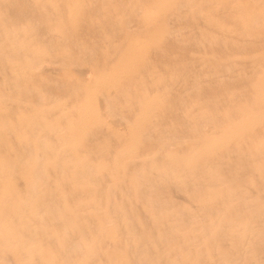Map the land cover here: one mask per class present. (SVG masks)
I'll return each instance as SVG.
<instances>
[{
	"label": "rangeland",
	"instance_id": "obj_1",
	"mask_svg": "<svg viewBox=\"0 0 264 264\" xmlns=\"http://www.w3.org/2000/svg\"><path fill=\"white\" fill-rule=\"evenodd\" d=\"M8 1L10 2V4H8L9 3ZM85 1L84 0H60V1H57V0H55V1H53V0H44V1L43 0H31V1L30 0H28V1L27 0H11V1L10 0H0V72H2V71L4 72V73L2 72L4 74V76H3V74L0 75V79H1L0 80V94L2 95V96L0 95L1 96L0 97V106H2V108H0V119H3V120H0L1 121L0 126L2 125V127H0V140H1V142H0L1 143L0 144V146H1L0 147L1 148L0 149V164H2V166L1 165L0 166L3 169L5 167L4 171L0 167V169L2 170V171L0 170V174H1L0 176L2 177V175H3V178H5L6 175L8 176V174H9V176H11V178H8L9 176L7 177L8 179L5 178L6 180L5 179L3 180V178L0 177V186L2 187L5 183L6 184L4 186H6V185L8 186V187L6 186L5 188L3 186V189H5V191L3 189H1V187H0V189H1L0 190V203L2 202L1 204H2V206H4L1 209V204H0V212H1L0 214L3 213L4 208H6L5 211L6 210L7 211H10L9 213L5 214L7 217L9 216V214L12 211L14 212V213L13 212L11 213V214H13L12 217H9L8 219H7V217H5V219H7V220H5V224L4 225H2V223H0V228L2 229V230L0 229V231H1L0 232V235H1L0 238L3 235V239H0V244L2 245V246L0 245V247H1L0 253H1L2 249L5 250L6 253L8 252L6 254V253H4L5 251H2V253L0 254L1 255L0 257L3 258V257H7L8 254L10 255V252H9L10 251L9 248H10L12 250V253L11 254H13V252H14V254L12 255L13 258H12V256H9V255H8V259L5 258L6 260H4V258L3 259L0 258V260H1L0 261V264H1L2 261H3L2 264H5L6 262L8 264H9V262L11 264H19V262H20V264H25V263L26 264H41V263L43 264L45 260H47V259H49L51 257L53 258V262L51 264H62V263H64V264H71L73 262H74V264H77V263L78 264H81L82 258H85V259H83L82 264H89V262H91V261L93 263H95V264H102V263L105 264V261H106V264H122V261H123V264H128L130 261H131L130 264H133V263L134 264H136V263L137 264H148V263L149 264H164V263L167 264L168 263L167 262L168 260L170 261L168 264H186V262L188 264H207V263L208 264L209 263L210 264H222V263L223 264H226V263L227 264H230V263H232V264H238V261L241 262L242 264H245L244 261L246 262L247 259H248L247 260L248 262H246V264L247 263L248 264H250V263L251 264H264V262H263L264 261V258H263L264 257L263 256L264 255V237H263L264 236V231H263V229H264V202H263L264 201V146H263L264 145V139L263 138L264 137H262L264 135V131H263L264 130V128H263L264 127V108H263L264 107V68H263L264 67V65H263L264 64V42H261L263 40V38H264V29H263L264 27H262V26H264V15H262V13L264 14V9H263V7H264V0H260V1L259 0H254V1L253 0H250V1L247 0V2L244 1V0H233L234 2L232 0H230V3L228 2L229 0H225V2L222 1L220 3H219V1H221V0H216L218 2V4H217V2H215V0H209V1L207 0V2H206V0H203V2H201V4L199 2L200 0H195L197 3H195L194 0H192V2H191V0L190 1H188V0H180V1L179 0H143V2L145 1V4L142 2V0H106V1L105 0H95V1L94 0H90V1L89 0H85ZM204 1L207 4L204 3ZM212 1H213V3H212ZM241 1H242V3H241ZM37 3H38L39 6H41V4H42V6L41 7L36 6ZM95 3L98 4V5H96ZM177 3H179V4H177ZM181 3H182V5H180ZM188 3L190 5H188ZM208 3H211V5L208 4ZM225 3L228 4V5H226ZM6 4H8L9 6L6 5ZM28 4H29L30 7L28 6ZM31 4L32 5H35L36 7L35 6L33 7ZM74 4H75V6H74ZM82 4H83V6H82ZM85 4H86V7H85ZM212 4H214V7H211V6H213ZM224 4L226 5V9H225L224 6H223L224 9H223V7H221ZM232 4L233 5L235 4V5L233 6ZM48 5L49 6H52V7H49ZM177 5H179L180 10L183 9V10H181L182 11L181 13H180V10H179V8H178ZM185 5H187L186 8H185ZM215 5L218 6V7H216ZM66 6H67V8H66ZM126 6H127V8H130V10L128 9V11H127ZM237 6H239L240 9L242 10L241 13L239 12V9H236V8H238ZM245 6H246V8H245ZM247 6H249L250 9ZM47 7H49V8H47ZM102 7H103V9H102ZM106 7H107V9H106ZM219 7H221V8H219ZM227 7H229V8H227ZM233 7H234V9H233ZM255 7H256V9H255ZM108 8H110V9H108ZM195 8H197L198 10L195 9ZM215 8H217V9H215ZM252 8H253V10H252ZM35 9H37V10L35 11ZM48 9H51V10L49 11ZM105 9L107 10V12H106ZM208 9H209V11H207ZM227 9H229V10H227ZM246 9L249 12L251 11L250 14H248L249 12L248 13L246 12ZM69 10H70V13H69ZM178 10H179V12H178ZM213 10H214V12H213ZM233 10H235V11H233ZM66 11H67V13H66ZM82 11L84 13H86V15H84V13ZM173 11H174V13H172ZM187 11H188V13H187ZM237 11H238V13H237ZM244 11H245V13H244ZM53 12L56 14V16H55V14ZM200 12H201L202 15L200 14ZM235 12L238 15V16L236 15L237 17L235 16V14H236ZM253 12H254V15H253ZM64 13H66V14H64ZM132 13H133V15H132ZM204 13H205V15H204ZM209 13H212V14L210 15ZM219 13H220L221 17L219 15ZM227 13L230 14V15L226 16L225 14H227ZM255 13H256V15H255ZM57 14H60V16L63 17V18H60V16H58ZM113 14H114V16L116 18L114 16H112ZM124 14L125 15L127 14V15L124 16ZM215 14H217V15H215ZM241 14L243 16L245 14H247V15H245L244 18H243V16ZM251 14H252V16H250ZM64 15H66V16H64ZM107 15H108V17H107ZM179 15H181V17H184V18L181 19V17H179ZM193 15H195V16H193ZM224 15L226 16L227 19L225 18ZM239 15H240V19H239ZM248 15L250 17V20L248 18ZM259 15H262V16H259ZM53 16H55V17L52 18ZM109 16H110V18H109ZM189 16H190V18H189ZM200 16L202 18H200ZM217 16H218V18H217ZM230 16H231V18L229 19ZM255 16H259L258 17L259 19L256 18ZM164 17L166 18V20H165ZM191 17L194 20V22L191 19ZM203 17H204V19H206V17H207L206 20L208 22L206 20H204ZM80 18H81V20H80ZM112 18H114L116 22L114 20L112 21ZM127 18H128V20H127ZM187 18H188V20L190 19L189 20L190 22L187 21ZM219 18H220V20H219ZM235 18H237V19L235 20ZM106 19H108V23H107ZM143 19H144V21H143ZM184 19H186V20L184 21ZM199 19H201L200 21H202V23L205 22L204 23V24H206L205 25V29L207 30V33L208 34L206 33L203 24L201 22H199ZM260 19H262V20H260ZM59 20L61 22H59ZM83 20H84V22H83ZM126 20H127V22H126ZM179 20H180V22L183 21L184 24L182 23V25H181V23L179 22ZM211 20H213V22ZM215 20H216V22H215ZM242 20L245 21L246 26H245V24H243L244 21H242ZM191 21H192V23H191ZM49 22H50V24H49ZM90 22H91V24H90ZM101 22H104L105 24L104 23H101ZM198 22H199L200 26H196V25H199V24H195V23H198ZM94 23H97V25L98 24H100V25L97 26ZM115 23L117 24V26L119 24V26L117 27ZM216 23L219 25V26L217 25V28H216V26L213 25V24L216 25ZM258 23H260V24H258ZM66 24H68V25L66 26ZM103 24L106 27L108 26L107 29L105 28V26ZM127 24H128V26H127ZM191 24L193 25V27H192ZM252 24H253V26H252ZM92 25L94 27H98V28H94ZM194 25H195L196 28H198L202 32L199 31L198 29H197L198 33H197V31L195 32ZM22 26H24V27H22ZM125 26L127 28H125ZM239 26L241 28L240 30L237 29V28H239ZM241 26H243V27H241ZM70 27H71V29H70ZM83 27H85L86 29L84 28V30H83ZM140 27H142V28H140ZM206 27H208L210 29V31ZM210 27H213L214 29L213 28L211 29ZM65 28L67 29V31L65 30ZM87 28H88V30H87ZM109 28L110 29H114V30L116 29V31H113L112 30L110 32V29ZM257 28H259V29H257ZM108 29H109V31H108ZM217 29L220 30V32L219 31L214 32ZM228 29L229 30L231 29V30L229 31ZM235 29H236L237 32H235ZM227 30L229 31L230 37L232 35V37H234V39H232V37L230 38L227 35L228 34V31ZM50 31H51V33H50ZM101 31L103 33H101ZM180 31H182V32H180ZM211 31H213L215 34H217L216 37H212V36H215V35H212L213 32H211ZM231 31L232 32H235V36H234V33H232ZM239 31H241V33H239ZM242 31H244V32H242ZM69 32H72V33H69ZM88 32L90 33V35H88L89 34ZM109 32H110V35H109ZM172 32H175V35ZM187 32L190 33V34L189 33L188 34L191 37H189V35H187ZM204 32H205V34H203ZM210 32H211V35L212 36H210ZM96 33H98V34H96ZM105 33L107 35H105ZM118 33L120 34V36L118 35ZM131 33H133V34H131ZM199 33H201L203 35H201V34L199 35ZM221 33H222L223 36L221 35ZM225 33H226V35L224 36ZM2 34H3V36H2ZM80 34L82 35V37H81ZM114 34H115V36H114ZM52 35L54 36V38H53ZM95 35H97V36L95 37ZM198 35H199V37H198ZM205 35H208L210 37H208V39L206 40L207 36H205ZM237 35L242 36L243 37L242 38L243 41L240 40L241 37L239 36L240 37L239 38ZM244 35H245L246 38L244 37ZM254 35H256V36L258 35L257 36L258 38L256 36H254ZM49 36H51V37H49ZM108 36H110V37H108ZM121 36H123V37H121ZM151 36H153V37H151ZM178 36H181V38H179L181 40L180 42L178 40ZM201 36H203V37H201ZM218 36L222 39V40L221 39L220 40L223 41L224 43L223 42H220ZM226 36H227V38H226ZM85 37H86V39H85ZM119 37H121V38H119ZM182 37H185V38H182ZM200 37L202 38V40H201ZM223 37H225V38H223ZM255 37L257 39H260L262 37V40H258V41H260V42H258ZM63 38H64V40H63ZM94 38H95V40H97L98 44L94 40ZM99 38H101V40ZM112 38H113V40H112ZM196 38H198V40H196ZM199 38H200V40H199ZM203 38H204V41L205 42L203 41ZM210 38H212L213 40L215 39V42L212 41V40H210ZM216 38L219 41L216 40ZM50 39L52 40V42L50 41ZM80 39L82 41H80ZM225 39H227V42L230 43V44H228V46H226L227 42H225ZM237 39L240 40V41L238 42ZM252 39L254 40L255 44L252 42ZM139 40H141V41H139ZM209 40H210V42H207ZM230 40H231V42H230ZM244 40H246V41H244ZM88 41H89V43H88ZM102 41H103V43H102ZM142 41H143V43H142ZM200 41L201 42L203 41L202 43L204 45ZM216 41L218 43H216ZM78 42L79 43L81 42V44H80L81 47L78 45L79 44ZM85 42L88 43V44H85ZM182 42H183V44H182ZM212 42H214L213 43L214 45L211 44ZM233 42H234L235 45L233 44ZM136 43H138L139 47H137L138 45ZM219 43H220V45L223 43V45L221 47L220 46L218 47ZM236 43L239 44V45H237ZM240 43H242V44H240ZM248 43H249V46H250V48H251L252 51H250V48L247 47L248 46ZM71 44H72V46H71ZM74 44H76V46ZM118 44H119V46H118ZM195 45H197L196 46L197 48H195ZM240 45H242L243 47L242 46L240 47ZM151 46H152V48H151ZM177 46H178V48H177ZM181 46L182 47L184 46L183 47L184 50H183V48ZM199 46L201 47V49L199 48ZM223 46H224V48H226V47H229V49L231 48L230 50L233 49L232 48V46H233V47H235L233 49V51L234 52L237 51V53L231 52L228 48H226L224 50ZM236 46L237 47L239 46L238 49H237ZM262 46H263V48H262ZM69 47H70V49H69ZM156 47L158 49H156ZM206 47H208V48H206ZM209 47H212V48H209ZM213 47H215V48H213ZM258 47H259V49L261 47L262 50H259V49L256 50ZM94 48H96V49H94ZM153 48H155L154 51H151ZM246 48H249V49H246ZM118 49H120V50H118ZM219 49L223 53L219 52ZM239 49H241L242 52H240ZM244 49L247 50V54L244 53V52H246ZM57 50H59V52ZM76 50H77L78 54H77ZM99 50H100L101 53L99 52ZM121 50H122V52H121ZM160 50L161 51H165V52H162L161 53L165 57L159 53V52H161ZM189 50H190L191 53L188 52ZM192 50H193V52H192ZM210 50H211L212 53L210 52ZM217 50H218V52H217ZM102 51H103V53H102ZM115 51H117V52H115ZM203 51L205 52V54H204ZM154 52H155V54H154ZM156 52H158V54ZM229 52L231 53V55H230ZM238 52L240 54H243L244 53L243 56L245 55V57L243 58V56H241L240 54H238ZM252 52H254L253 55L255 57H253ZM35 53H36V55H35ZM69 53H70L71 56L68 55ZM151 53L154 54L155 56L152 55ZM174 53H176V54H174ZM187 53L188 54L190 53V54L188 55ZM225 53H228V54H225ZM258 53H261V54H259L261 56H256V54L258 55ZM64 54H67V55L64 56ZM99 54H100V56H99ZM221 54L222 55L224 54L223 55L224 57ZM249 54L251 56H249ZM58 55H59V57H58ZM87 55H88V58L86 57ZM227 55H228V57H226ZM11 56H12V58H11ZM62 56H63V58H62ZM97 56L100 59H97L96 58ZM152 56H154V58H152ZM188 56H190V59L191 60H189V57ZM65 57H67V59ZM250 57H252V58H250ZM95 58H96L97 61L94 60ZM146 58L148 60H150V61L153 60V59H155V58H157V59H155V60H153L151 62H147V59ZM175 58H176V60H175ZM200 58L202 59V62H201V59ZM219 58L220 59L222 58L221 60L222 61L224 60V62L220 61ZM231 58L232 59L234 58V59L232 60ZM245 58H247L246 60H248L249 58L250 59L246 62ZM169 59H172V60H169ZM228 59H230V61ZM242 59H244V60H242ZM18 60H20V61H18ZM28 60L30 62V65H29ZM118 60H119V62H118ZM214 60H216V62ZM113 61H114V63H112ZM167 61H168V63H167ZM227 61H229V62H227ZM240 61H242V62H240ZM43 62L44 63L46 62V63H48L47 65L50 64L51 66L49 65L50 66L49 67V66L46 65L44 67V69H42L43 66L46 64L45 63L43 65ZM165 62L168 65H166ZM170 62H171V64H170ZM174 62L176 63V65H175ZM194 62H196V63H194ZM94 63H95V65H93ZM148 63L149 64L152 63V64H155V65L153 66V65L150 64V68H148L147 71H146V68L149 66ZM163 63L165 65H163ZM207 63H208V65H207ZM235 64L237 66L236 67L237 69L235 68ZM257 64L260 65V66L258 67ZM171 65H173V66L175 65V66L174 67H171ZM217 65H220V66H217ZM243 65L246 66V68ZM33 66H35V67H33ZM67 66H68V68L69 67L70 68L67 69ZM155 66H156V69L154 70ZM201 66H203V67H201ZM215 66H217L219 68H217ZM240 66H241V68H240ZM60 67H62L61 70L63 72L60 70ZM100 67H102V68H100ZM162 67L164 68V70H163ZM179 67H181V68H179ZM192 67H193V69H192ZM243 67L245 68L246 71H244V68ZM34 68L37 69L38 71H36ZM49 68L55 69L58 72H56L55 70H52L51 71V69L49 70ZM71 68H73V69H71ZM74 68L77 69L76 72H73V71H75ZM160 68H162V69H160ZM202 68L203 69L206 68V69H204L205 71L202 70ZM212 68H214V69H212ZM220 68H222V69H220ZM249 68L252 69V71H249ZM1 69H2V71H1ZM19 69H21V71ZM150 69L152 71H150ZM220 70L221 71L223 70V71L221 72ZM235 70H236V72H235ZM6 71H8V73H6ZM94 71H95V74L93 73ZM155 71H156V73H155ZM185 71H187V72H185ZM208 71H210V72H208ZM41 72H44V73H41ZM84 72H86V73H84ZM107 72H109V73H107ZM144 72L145 73L147 72L148 74L147 73L145 74ZM149 72L150 73L153 72V74L151 73L149 75ZM234 72L236 73V75H235ZM244 72L245 73L248 72L247 74H250V76H252V77L249 78L250 76L249 75H245ZM74 73L75 74L77 73V75H75ZM87 73H88V76H85V75H87ZM103 73H104V75H103ZM144 74H145V76H144ZM91 75H92V77H91ZM179 75H181V76H179ZM218 75H219V77H218ZM49 76H51V77L53 76V77L51 78ZM84 76H85V78H84ZM140 76H141V78H138ZM237 76H238V78H237ZM6 77H7V79H6ZM110 77H111L112 80L110 79ZM150 77H151V80L149 79ZM166 77H168V78L166 79ZM227 77H228V79H227ZM97 78H99V79L96 80ZM102 78H103V80H102ZM219 78L222 79V81H223L224 84H222V82H221V80ZM258 78H261V79H258ZM89 79H91V80H89ZM92 79H93V82H92ZM141 79H142V82H141ZM46 80H48V81H46ZM133 80L136 83L132 82ZM172 80H174V81L172 82ZM233 80L235 82H233ZM7 81H8V83H7ZM70 81L73 82V83H71ZM86 81L87 82L90 81V82H88L89 84ZM107 81H109V82H107ZM128 81H130L129 82L130 84L132 83L135 86L131 84V89H130V86H129L130 84H128ZM199 81H201V82H199ZM205 81H206V83H205ZM237 81H241L243 84L241 85V82H237ZM258 81L259 82L261 81V82L259 83ZM148 82H149V84H148ZM167 82L168 83L170 82L171 84L169 83V85H168ZM227 82L229 83V85H228ZM5 83L7 85H5ZM64 83H65V87L63 86ZM81 83H82V85H81ZM226 83H227V86H226ZM233 83L235 85L236 84H238V85L235 86ZM2 84L5 85V87L6 86L7 87L5 88ZM90 84H91V86L89 87ZM92 84L94 85L93 86L94 88L92 87ZM190 84H192V85L190 86ZM260 84H262V85H260ZM60 85H62V86H60ZM115 85H117V86H115ZM193 85L195 86V88H194ZM230 85H232V88H231ZM10 86H11V88H10ZM149 86L153 90H151L149 88ZM62 87H64V89H62ZM135 87H137V88H135ZM222 87H224V88H222ZM227 87L229 89H227ZM29 88H31V89H29ZM141 88H143V90ZM177 88H179V89L177 90ZM196 88H197V91L198 92L195 90ZM199 88H200V90H199ZM7 89H8V91H5ZM112 89H114V90H112ZM147 89H149L150 91L147 90ZM187 89L190 90V91H188ZM206 89H207L208 92L206 91ZM92 90H93V92H92ZM131 90L133 92H131ZM220 90H221V93H220ZM232 90H234V91H232ZM12 91H14V92H12ZM88 91L90 92V95L91 96L89 95V92ZM172 91H174V92H172ZM180 91H182V92H180ZM194 91H195V95L193 94ZM190 92H191V95L189 94ZM196 92H197V94H196ZM209 92H212V93L209 94ZM14 93H16V94H14ZM17 93H19V95H17ZM51 93H52V95H51ZM113 93L115 94V96H114ZM118 93H119V97H118ZM121 93L122 94L124 93V95L123 96L120 95ZM125 93H126V95H125ZM133 93L135 95H133ZM137 93H138V95H137ZM151 93H153V94L151 95ZM175 93H176V95H175ZM217 93H218V95H217ZM5 95L8 98L5 97ZM20 95H22V96L20 97ZM76 95H78V96H76ZM177 95L179 96V98L177 97ZM188 95H190L191 97L188 96ZM203 95H204V97H203ZM223 95H225V97ZM240 95H241V97H240ZM13 96L15 98L18 96L17 100ZM37 96H39L38 98H40V99H37ZM55 96H57V97L55 98ZM107 96H110V97H107ZM192 96H193V99H192ZM235 96H236V98H235ZM189 97H190V99H189ZM218 97L223 98V100L221 98H218ZM108 98H110V99L108 100ZM93 99H94V101H93ZM99 99H101V100H99ZM134 99L136 100L137 103L135 102ZM188 99H189V101H188ZM59 100H60V102H59ZM104 100H106V102ZM225 100H226V103H225ZM2 101H3V103H2ZM12 101H15V102L13 103ZM48 101H49V103H48ZM140 101H142V102H140ZM185 101H187V102H185ZM196 101L198 103H196ZM99 102L104 106V109H102L103 108L102 106L100 107L101 104ZM188 102H190L192 105L190 103H188ZM215 102H217L218 104L215 103ZM89 103H90L91 106L89 105ZM97 103L99 105H97ZM185 103H188V106H186L187 104H185ZM245 103H246V105H245ZM46 104H48V105L50 104V105L49 106L47 105V107H46ZM113 104H114V107H113ZM137 104H138L139 107L137 106ZM183 104H184V106H183ZM220 104H222L223 106L220 105ZM12 105L13 106L16 105L15 107L17 109L15 107H13ZM27 105H29L28 108H29V110L31 109L30 110L31 112L27 109ZM36 105H39V106H36ZM216 105H220L219 106L220 108L218 106H217L218 108H216ZM224 105L226 106V108H225ZM98 106L102 110H100ZM7 107H9V108H7ZM10 107H11V109L13 108L14 111L13 110H10ZM193 107H194V109H193ZM38 108H39V110H38ZM227 108H228V111H224V109L227 110ZM161 109H163L164 111L161 110ZM177 109H179V111ZM216 109H218V110H216ZM230 109L232 110L233 116L235 115L234 117L231 116V118H233L234 120L233 119H229V117L231 115V110ZM234 109H236L234 111L235 113L233 112ZM42 110H43V112H42ZM72 110H73V112H72ZM83 110H84V112H83ZM99 110L101 112H104V113L99 112ZM131 110L133 112H131ZM183 110H184L185 113L182 112ZM222 110H223L224 113L222 112ZM4 111H6V112H4ZM34 111L35 112L37 111V113H35ZM195 111H197V112H195ZM236 111H237V113H236ZM238 111L240 112V114L238 113ZM27 112H29V113H27ZM71 112L74 113V115L75 114H77V115L74 116ZM177 112H178V114L180 112L182 115L181 114L178 115ZM26 113H27L28 116L26 115ZM157 113H159V114L157 115ZM228 113H230V114H228ZM250 113H251V115H250ZM103 114L104 115L106 114V116L104 117ZM147 114H149V115H147ZM155 114H156V116H154ZM186 114H187V116H186ZM190 114H191V116H190ZM13 115H14V119L16 118L15 119V123L18 122V121H20L19 123H17V124H15V123L13 124L12 123V122H14V119L11 118V117H13ZM34 115H35V117H34ZM42 115H43V117H41ZM100 115H102V116H100ZM37 116L40 119H37L38 118ZM19 117L22 118V120L19 119ZM44 117L45 118L47 117V119H45ZM51 117H52V119H51ZM107 117L110 118V120ZM154 117H155V119H154ZM156 117H158V118H156ZM184 117H185V119H184ZM215 117H217V118H215ZM221 117H222L223 120L221 119ZM105 118H107L108 120L105 119ZM152 118H153V120H154L155 123L153 122ZM239 118H240V120H239ZM30 119H31V123L29 121ZM180 119H182V120H180ZM220 119L222 120V122H220L221 121ZM38 120H40L44 124L41 123ZM184 120H185V122H184ZM35 121H36L37 124L35 123ZM112 121H113V123H112ZM125 121H127V122L125 123ZM234 121H235V123H233ZM20 123H24L25 125L22 124V126H21ZM48 123H49V125H48ZM185 123L186 124L187 123H190L191 126L189 127V125H186ZM212 123H213V125H212ZM216 123H218V124H216ZM38 124H40V125H38ZM198 124H199V126H198ZM9 125H11L12 127H10ZM23 125H24L25 128L23 127ZM113 125H114V127H113ZM124 125L127 128L124 129V127H125ZM221 125H224V126H221ZM18 126H19V128L16 129ZM36 126H37V129H39V132H37L38 130L35 129ZM41 126H43V127L40 129ZM107 126H108V129L106 128ZM216 126H218L219 128L217 127L218 128L217 129ZM7 127H9L10 130ZM21 127H23L24 129L21 128ZM44 127H45V129H44ZM120 127H122L124 130L122 128H120ZM214 127H215V129H213ZM251 127H252V129H251ZM11 128H12V131H11ZM20 128L23 129V130H21V131H23V133L20 131ZM61 128L63 130H65L66 135H65L64 131H62ZM155 128L156 129L159 128V129L156 130ZM261 128H263V129L261 130ZM6 129H8V130H6ZM46 129L49 130L50 132L48 131V133L49 134H53V136L45 133V132H47ZM57 129L59 130V132H58ZM185 129H187V130H185ZM209 129H210V131H209ZM13 130H15L16 132L13 131ZM33 130H34V132H33ZM171 130H173V132ZM260 130L262 131V134L263 135L261 133L259 134V132H261ZM8 131L9 132L11 131V134ZM18 131H20V132H18ZM56 131H57V133H55ZM218 131H220V132H218ZM53 132L55 133V135H54ZM129 132H130V134H128ZM157 132H159L160 134L157 133ZM184 132H187L188 134L187 133H184ZM15 133H16V135H15ZM28 133H31V134H29V136L32 139L27 135ZM41 133L42 134L45 133V136H46V134H47V136L45 137L43 135V137H45V138L42 139L43 137H42ZM58 133H60V134H58ZM63 133H64V135H63ZM189 133H190V135H189ZM2 134L5 135V136H2ZM131 134H133V135H131ZM10 135L11 136L13 135L14 137L13 136L11 137ZM36 135L37 136L39 135L40 137H37ZM132 136H133V138H131ZM184 136H185V138H184ZM187 136H189L190 138L187 137ZM228 136H229V138H228ZM8 137H11V138L9 139ZM28 137H29V139L31 141H29ZM51 137H53L54 139H52ZM55 137H56V140H55ZM112 137L117 138V139H114ZM194 137H195V139H194ZM204 137H206V138H204ZM213 138L214 139L216 138L215 141L216 140H218V141L215 142ZM5 139H7V141ZM14 139H16L18 142H16V140H15V141H13L11 143V141L14 140ZM26 139H28V140H26ZM63 139L65 141H63ZM86 139H88V140H86ZM22 140H24V141H22ZM110 140H112V141L110 142ZM117 140H118L119 143L117 142ZM133 140L136 141V142H133ZM150 140H152V142ZM243 140H244V142H243ZM219 141H220V143H218ZM129 142H131V145H129L130 144ZM157 142H159L161 145H159V143H157ZM184 142H185V145L186 146H184ZM210 142H213L212 145H211ZM245 142L249 143V145H247V143H245ZM252 142H253L254 145H252ZM3 143H5V144L6 143L7 144L8 143H11V144H8V146L7 145L6 146H3L4 145ZM24 143H25V145L27 143L26 147H28V148H25V146L23 145ZM35 143H37V144H35ZM112 143H115V144L112 145ZM168 143L171 145V147L168 146ZM223 143H224V145H223ZM231 143H233V144H231ZM214 144H215V146H214ZM9 145H10L11 149H10ZM28 145H30V147ZM218 145H219V147H218ZM229 145H233V146L231 147ZM242 145H243V148L241 147ZM16 146H17V151H16ZM46 146L48 147L47 149H46ZM111 146H113V147H111ZM153 146H155V147H153ZM191 146H192V148H191ZM206 146H207V148H206ZM256 146H257V148L259 150L256 148ZM5 147H6V149H5ZM7 147L9 149H7ZM20 147L24 151L22 149H20ZM249 147H250L251 150L249 149ZM2 148H3V150L5 152L4 151H1ZM43 148H44V150H43ZM110 148H112V149H110ZM143 148H144V150H143ZM167 148L170 149V150H168ZM171 148H174V149L171 150ZM229 148H231V149H229ZM244 148H246V149L244 150ZM255 148H256V152H255ZM26 149L27 150L29 149L30 151L28 150V152H27ZM166 149H167V151H166ZM178 149H180V150H178ZM217 149H218V151H217ZM233 149L235 150V152H234ZM41 150L42 151H45V153L44 152H41ZM47 150H48L49 153L47 152ZM99 150L102 151L103 154H101V152ZM103 150L106 151L107 153L106 152H103ZM222 150H223V152H222ZM8 151H10V152H8ZM70 151H71V153H70ZM133 151H135V152H133ZM257 151L259 152L258 155H256ZM16 152H17V154H16ZM20 152H21V155L19 154ZM31 152H32V154H31ZM59 152L62 154V156H60L61 154ZM147 152L148 153L150 152L151 155L148 154V156H146L147 155ZM245 152H246V154L248 156L246 154H244ZM6 153L7 154L8 153L9 154L12 153V156H11V154L10 155L8 154L10 156V157H8V156H6L7 155ZM96 153H97V155H96ZM142 153H143V155H141ZM14 154H16V155H14ZM26 154H27V157H26ZM50 154H52V155H50ZM69 154H71V155H69ZM225 154H226V156H225ZM3 155H4V157H3ZM36 155H37V157H35V159H34V156H36ZM43 155H44V157H43ZM90 155H91V157H90ZM241 155H242V157H241ZM18 156H19V158H17ZM52 156H54V157H52ZM141 156H143V157H141ZM183 156H184V159H182ZM222 156L223 157L225 156L224 157L225 159H226L227 156H229V157H227V159L225 160ZM252 156L255 157V158L252 159ZM6 157H8L9 159L6 158ZM30 157H31V160H34V161H31L30 160ZM39 157L41 158V160H40ZM134 157H136V159H134ZM235 157H238V158H235ZM1 158H3V159H1ZM5 158H6V160H5ZM16 158H17V160H16ZM43 158H45V159H43ZM48 158H49V161H47ZM214 158H216V159H214ZM242 158H243V161H242ZM262 158H263V160H262ZM10 159H11L12 162L10 161ZM50 159H53V161L50 160ZM54 159H55V161H54ZM95 159H96V161H95ZM210 159H211V161H210ZM233 159H234V161H233ZM238 159H240V160H238ZM129 160H130L131 163H129ZM253 160L256 161V163ZM7 161H9V162L7 163ZM137 161H139V162H137ZM10 162H11V165H10ZM27 162H29L30 165ZM33 162H35V163H33ZM143 162H144V164H143ZM210 162H212V163H210ZM237 162H239V164ZM126 163H127L128 166L126 165ZM138 163H139V166L137 165ZM214 163L216 165H213ZM240 163H243V165H240ZM244 163H246V164H244ZM49 164H50V166H49ZM6 165H8V166H6ZM13 165L15 166V168L14 167H11ZM21 165H23V166H21ZM26 165H27L28 168L26 167ZM59 165H61V166H59ZM24 166L27 168L25 171H23V169H25ZM51 166H53V167H51ZM36 167H38V168H36ZM50 167H51V170L54 171V172L51 171V174L48 173V172H50V170H49ZM121 167H122V169H121ZM132 167H133V169H132ZM75 168H76V171H75ZM104 168L106 169V171L104 170ZM130 168L132 169V171L130 170ZM21 169H22V172H21ZM31 169H34V170H31ZM35 169H36V171H35ZM54 169L55 170H58L59 172L57 171L58 172L57 173ZM62 169L63 170L65 169V170L63 171ZM145 169H147V170H145ZM232 169L234 171H232ZM60 170L62 171V173H60L61 172ZM111 170H113L115 172H113V171L111 172ZM119 170L121 171V173L119 172ZM216 170L218 171V173L215 172ZM219 170H221V171H219ZM246 170H247V172H246ZM17 171H19L20 174H17V173H19ZM193 171H194V173H193ZM211 171H213V172L210 173ZM223 171H225V172H223ZM14 172H15V174H14ZM37 172H39V173L37 174ZM52 173L53 174L55 173V175L52 176ZM68 173H69V175H68ZM124 173L125 174L128 173V174L124 175ZM40 174H42V176H40ZM106 174L108 176H106ZM154 174H155V176H154ZM13 175L15 176L14 178H16V179L13 178ZM33 175H35V176L32 177ZM65 175H66V177H65ZM116 175L117 176L118 175L119 176L121 175L123 177V180H122V177L121 176L118 177V179L116 180V178H117ZM136 175H138V176L141 175V177H143V178H140L138 176L136 177ZM55 176H57V177H55ZM58 176H59V179H61V181L58 180V179L57 180L55 179V178H58ZM96 176H99V177H96ZM126 176H128V177H126ZM240 176H242V177H240ZM19 177L21 179H25V180L22 181ZM46 177H48V179H50V180H52L54 178L53 179L54 181H51L50 182V180L48 181V179ZM92 177H95L96 179L95 178H92ZM108 177L110 178V180H108L109 179ZM12 178H13V180H12ZM33 178H35V179H33ZM68 178H71V179L68 180ZM90 178L92 179L91 181L94 182L93 183L94 185L90 184L91 182L89 183V181H87V180H90ZM98 178H101V179L104 178L103 180L106 181V182L103 184L104 181L101 180V179H98ZM119 178H121V179H119ZM154 178H155V180H154ZM178 178H179V180H178ZM251 178H253V179H251ZM9 179H10V181H9ZM134 179H135V181H134ZM243 179L246 180V181H243ZM19 180H21V181H19ZM35 180H37V181H35ZM75 180H77V181L75 182ZM2 181L4 182L3 185H1L3 183ZM34 181L36 182V185H34ZM46 181H48V182H46ZM66 181H68V183ZM115 181H117V182H115ZM256 181L259 182L260 184H258ZM22 182L24 183L23 188H25V189L27 187L29 188V189H26L27 192L24 191L25 189L22 188V184H23ZM29 182H30V184H29ZM45 182H46V185L47 184L48 185L51 184L49 186L47 185L48 191H46L47 188L46 189L43 188V187H46ZM53 182H55V183L57 182V183L55 184ZM64 182L67 183L68 186H62V185H66V184H64ZM73 182H74V184H73ZM77 182H78V184H77ZM95 182L97 183L96 186H95ZM110 182H111V185L109 186ZM137 182H139V184ZM151 182H152V184H151ZM245 182H247V183H245ZM15 183H17V186L15 185ZM25 183L28 184V185L26 186ZM80 183H81V186L79 185ZM82 183L83 184H86L85 187H84V185H82ZM101 183L103 184V187H102V184ZM107 183H108V187L106 188ZM120 183H121V185H120ZM123 183H124V185H123ZM9 184L11 185V187H10ZM42 184H44L45 186L43 185V187H42ZM69 184H71L70 186L72 188V191H69V188H70L69 187ZM112 184H113L114 188H112L113 187ZM115 184L118 185V187ZM142 184H143V186H142ZM239 184H241L243 186L241 187V185H239ZM251 184H253V185H251ZM261 184L263 185V187H261ZM13 185H15V186H13ZM38 185H40V187ZM75 185H78V188ZM146 185H148V186L146 187ZM151 185H153L155 187L153 188ZM168 185H170L171 187L168 186ZM19 186H20L21 190H20ZM24 186H26V187H24ZM52 186L54 188H52ZM172 186H175V188L172 187ZM49 187H50V189L52 188V190H49ZM55 187H58V190H60L58 192H61V191L62 192L61 193H58L57 192V188H55ZM61 187H62V189H61ZM63 187H65V188L67 187L66 188L67 190L65 188H63ZM126 187H129V188H126ZM8 188H11V189L8 190ZM40 188H41V190H40ZM71 188H70V190H71ZM103 188H105L104 191L106 193L103 191ZM110 188H112L115 192H113V190L110 189ZM158 188H160V189H158ZM171 188H173L174 191H173V189L170 191ZM177 188H179V189H177ZM251 188H253V189H251ZM254 188H256L255 189L256 191L254 190ZM17 189H19V192L18 193H20V194L16 193L18 191ZM30 189H32V190H30ZM118 189H119V191H117ZM258 189H259V191H258ZM28 190L30 191V193H29ZM44 190H45V192H42ZM78 190H79V195H78ZM122 190H123V192H122ZM251 190H253V191H251ZM12 191L15 192L16 194L13 193ZM23 191H24V193H23ZM52 191L55 194L52 193V196H51L50 193ZM54 191H56V192H54ZM88 191H89V193H92L94 195V197H93V195L91 196V194H89ZM97 191H102L103 193L102 192H97ZM128 191H130L129 192L130 195H129ZM177 191H179V192H177ZM257 191H258V193H257ZM46 192H47V194H45ZM75 192H77V193H75ZM86 192H87V194H86ZM111 192H112V195L113 196L110 195ZM126 192H127L128 195L126 194ZM131 192H133V193H131ZM11 193L14 194V195H12ZM48 193H49V195H48ZM56 193H57V195H56ZM73 193L75 195H72L71 196V194H73ZM253 193L255 194L254 196H253ZM29 194H30V197H29ZM35 194H36V196H35ZM138 194L140 195V199L138 197ZM256 194H257V196H256ZM7 195L9 196L8 198H6ZM16 195L17 196L19 195L18 197H20V198L18 199V197ZM22 195H25V197L24 198H21ZM58 195H60V196L58 197ZM86 195L89 196L90 199H89V197H88V199H86L87 198ZM108 195H110V197ZM115 195H116V198H115ZM119 195H120V198H118ZM149 195H150V197H149ZM260 195H261L260 198H263V200L259 198ZM3 196H5L4 198H6L7 203H6V201H4L5 199H2ZM13 196H14V198H13ZM34 196H35V199L36 200H34ZM61 196H62L63 200L60 199ZM80 196H82V197H80ZM183 196H184V198H183ZM240 196H241V198H240ZM42 197H43V199L44 198L45 199L43 200ZM47 197L48 198L51 197L52 199H50V198L48 199ZM77 197H78V200L79 201L77 200ZM218 197H220L219 200H217ZM55 198H56V200H55ZM58 198L60 200H57ZM105 198H106V202L107 203L105 202ZM83 199H84V201H83ZM110 199H111V201H110ZM121 199H124L125 201L124 202H121V201H123ZM155 199H156V201H155ZM16 200H18V201H16ZM33 200L35 202L37 200L38 201H37V203H35ZM51 201L55 205V208H54L53 204L51 203ZM80 201H82V202H80ZM114 201H116V202H114ZM184 201H186V203H184ZM4 202H5V205H4ZM41 202L42 203L44 202V204H42ZM47 202H49V203H47ZM139 202H140V204H138ZM187 202L188 203L190 202L191 204H188ZM218 202H219V204H217ZM226 202L228 204H226ZM234 202H235V204H234ZM31 203H33V205ZM121 203H123L122 206H121ZM9 204L10 205L11 204L12 205L14 204V209L11 208L13 206H10ZM20 204L23 207L25 206V209L26 210H24L23 207ZM50 204H52V205H50ZM90 204L93 205V206L90 207L91 206ZM115 204H116L117 207H115ZM37 205H40L42 207H37ZM48 205L50 207H48ZM193 205H194V207L197 206V207H195V208H198L197 211L195 210V208L193 207ZM230 205H231V207H230ZM60 206L62 207L63 210L62 209L60 210ZM109 206H111V207H109ZM112 206L115 207V208H112ZM123 206L125 208H123ZM201 206H202V208H201ZM213 206H215V207H213ZM9 207L11 209H9ZM79 207H83L85 210L82 208L84 210L83 211V210H81V208L79 209ZM103 207L104 208L106 207V209L104 210ZM30 208H31V210H30ZM35 208H39V212H38V209H35ZM45 208H46V211H45ZM51 208H52V210H54L56 212L54 213V211H52ZM96 208H97V210H96ZM98 208L100 210H98ZM110 208H112L114 210H111ZM117 208H118L119 211L117 210ZM215 208H217V209H215ZM218 208H221L223 210V214H221V211H220L221 209H218ZM19 209H21V210H19ZM43 210H44V212H46L45 215L43 214ZM57 210H58V212H57ZM108 210H110V211H108ZM140 210L143 213L140 212ZM239 210L240 211L242 210V211L240 212ZM15 211H16V213H15ZM48 211H49V213H48ZM212 211H214V212H212ZM217 211H219V212H217ZM18 212L19 213L25 212L27 215L25 213H23V215H22V213H21V215L23 216V218H22V216H19L20 214ZM66 212H68V213H66ZM111 212H112V214H111ZM180 212H183V214H181ZM41 213H42L43 216L41 215ZM65 213L67 215H65ZM187 213H189V214H187ZM210 213H211V215H210ZM215 213H216V215L218 213H220V214H218L217 216H214ZM31 214H32V219L31 218L29 219V217H31ZM52 214H56V216L55 215L53 216ZM2 215H0V216L2 217ZM24 215H26V216H24ZM82 215H84V217H82ZM144 215H145V217L146 216H150V217H146L145 218ZM190 215H192V216H190ZM227 215H229V216H227ZM44 216H45V218H44ZM113 216L116 218V220H115V218ZM121 216H122V218H121ZM128 216L131 217V218H129ZM1 217H0V219H1ZM26 217H28V218H26ZM55 217H56V219L59 220V222H56L57 220L54 221L55 220ZM62 217H65V218H62ZM66 217L67 218L69 217V218L67 219ZM118 217H120V218L118 219ZM199 217L204 218V219L201 220ZM226 217L228 218V220H227ZM35 218H36V221L34 220ZM38 218H40V221H39ZM52 218H54V219H52ZM102 218H105V219H102ZM123 218H125V219H123ZM211 218H213L214 221ZM24 219H25V222H24ZM79 219H81V220H79ZM108 219H110V220H108ZM146 219L147 220H150V222L149 221H146ZM230 219H231V221H230ZM233 219H235V220H233ZM258 219H260L261 222L263 221L262 222L263 224ZM22 220H23L24 224L23 223L22 224L19 223V222H22ZM71 220H72V222H71ZM106 220H107V222H106ZM111 220L113 221V223H112ZM164 220L166 221V223H164L165 222ZM254 220L256 222L255 224H254ZM10 221H11V223H10ZM81 221H82V223H81ZM88 221H89V223H88ZM114 221H116V223L117 222L118 223L116 224V223H114ZM133 221H135L136 224ZM158 221H159L160 224H158ZM192 221H193V224H191ZM0 222H2V221H0ZM16 222H18V223H16ZM119 222H121V223H119ZM251 222H253V224ZM258 222H260V223H258ZM33 223H34V225H32ZM58 223H60V224H58ZM128 223H129V225H128ZM131 223H133V224H131ZM144 223H146V225H148L149 228L148 227H145L146 225ZM16 224H18V230L15 231L13 229H17L16 228L17 227ZM29 224H30V227H28ZM61 224H62V226H61ZM71 224H73V225H71ZM222 224H224V225H222ZM259 224H261V227H260ZM7 225H10V226L11 225L12 226L14 225V227H12L13 228L12 229L10 226H7ZM52 225H54V226H52ZM58 225L60 226V230L58 229V227H59ZM94 225L97 226V227H95ZM103 225H104V227H103ZM136 225H138V226H136ZM245 225H246V228H245ZM6 226H7V228H6ZM26 226L29 229H31L33 231V233H32L31 230H30L29 233H27V231H29V230H28V228ZM39 226H41L42 228L41 227L39 228ZM85 226H87V227H85ZM88 226H90V227H88ZM128 226L129 227L131 226V228H128ZM135 226L137 227L136 229L134 228ZM164 226H167V227H164ZM256 226H257V228H256ZM99 227H100L101 231L98 232L97 230H99ZM111 227H113V228H111ZM151 227H152V229H151ZM175 227H176V229H175ZM88 228L89 229L90 228L94 229L95 232H94V230H91V229L89 230ZM138 228L141 229V231ZM163 228H165L166 230H164ZM200 228L201 229L204 228L203 231ZM25 229H26V233H23V232H25L24 231ZM40 229H42V230H40ZM69 229H71V230H69ZM153 229H155L156 231L153 230ZM162 229H163V231H160ZM19 230H22L23 232L22 231H19ZM249 230H251V231H249ZM3 231L4 232L6 231V232L10 233L11 235L6 234V232L3 233ZM46 231H49V233H46ZM67 231H68L69 234L71 233L72 235L71 234L69 235L67 233ZM247 231H248V233H247ZM252 231H254V234H253ZM258 231H259V233H258ZM43 232L45 234H43ZM50 232H51V234H50ZM117 232H118V234H117ZM168 232L171 233V234H169ZM224 232H225V234H224ZM15 233L17 235H15ZM19 233H21V234H19ZM30 233H32V234L29 235ZM155 233H157V234H155ZM164 233H167V234L165 235ZM175 233H177V235ZM226 233L230 237H227ZM26 234H28V235H26ZM59 234H61V235L59 236ZM76 234H77V236H76ZM96 234H98V235L96 236ZM127 234H129V235H127ZM217 234H218V236H217ZM222 234H224L225 236L223 237ZM247 234H248V239H247ZM4 235L8 238V239L6 238V241H5V243L7 242L6 244L4 243V240H5V236ZM37 235H40L39 236L40 238L43 235L45 237V238H43L45 241H48V240L50 241V239H51V241L46 243L43 239L38 238ZM115 235H117V237ZM168 235H169V238H168ZM170 235L173 236V237L171 238ZM188 235H190L191 237H189ZM24 236H25V239H24ZM27 236H28V238H26ZM30 236H31V238H30ZM72 236H74V237L76 236V237L74 238ZM114 236H115V238H114ZM178 236H180V237L183 236L184 239L182 237L179 239ZM19 237L21 238V240L19 239ZM90 237H91V239H90ZM123 237L126 238V239H123ZM156 237H158V238H156ZM232 237H235L237 241L236 240L234 241L235 238H232ZM258 237H260V239ZM9 238H11V239H9ZM229 238H230V240H229ZM33 239L35 240L34 242H33ZM37 239L41 240V243ZM54 239H56L55 242H54ZM71 239H72V241H71ZM141 239H143V240H141ZM145 239H146V241L144 242ZM151 239L154 240V241H157V242L159 241V242L156 243V242L152 241ZM172 239H174L175 242L177 241L176 243H178L179 245L182 243V240H183V243L180 246L177 244L178 245L177 246V245H175L176 243H174V241H172ZM18 240H19V242H18ZM23 240H24V242H23ZM36 240H37V242H36ZM74 240H76V241H74ZM77 240H78V242H80V243H78L79 246H80V248H78L79 246H77ZM116 240H117V242H116ZM135 240H137L136 243H135ZM147 240H149V242H147ZM162 240H163V242H162ZM218 240H220L221 242L220 241L218 242ZM254 240H255V243H254ZM15 241H17L18 243L15 242ZM118 241H120V242H118ZM128 241L129 242L131 241V242L128 243V244H126ZM1 242H3V244H5L4 247H3V244ZM8 242L10 243V245L8 244ZM70 242H71V244H70ZM104 242L106 244H110V245H104ZM234 242H236V243H234ZM256 242H258V245H260L259 247L256 245L257 244ZM12 243H14V244L16 243L15 246L17 244L19 246L17 245L15 247L14 245H12ZM54 243H55V245H54ZM87 243H89L90 245H87ZM116 243H118V244H116ZM122 243H123V245H122ZM146 243H147V245L149 247L147 245H145ZM160 243H162V245ZM172 243H173L174 246L172 245ZM218 243L219 244L220 243L221 244L223 243V244L222 245H219ZM27 244H28V246H27ZM43 244H44V247H43ZM225 244H228L227 248H226V245ZM246 244H247V246L244 247V245H246ZM116 245L117 246L120 245V247H116ZM133 245H135L134 247H136V249L133 247ZM253 245H255V246H253ZM57 246L59 247V249H58ZM106 246H109V247L106 248ZM138 246H139V248H138ZM220 246H222V247H220ZM51 247H52V249H51ZM65 247H67V248H65ZM70 247H72L73 249H71ZM232 247L236 248L237 250L234 249V248H232ZM260 247H262L261 248L262 251H261ZM74 248L75 249L78 248L79 250L78 249L75 250ZM133 248H134V251H132ZM186 248H188L189 250L186 249ZM245 248H246V250H245ZM257 248H259V251H258ZM149 249L152 252L148 253L149 252ZM161 249L163 250V252H162ZM210 249L212 251H210ZM229 249H232L233 250V255L234 256L231 254L232 250L229 251ZM68 250H70V251H68ZM72 250H74V251H72ZM85 250H86V252H85ZM107 250H108V252H107ZM129 250L132 253H134V254H132ZM164 250H165V252H164ZM214 250H215V252H214ZM226 250H227V252H226ZM24 251H26V252H24ZM46 251H48V252H46ZM75 251H77V252H75ZM102 251H103V253H102ZM143 251H145V253ZM173 251H174V253H173ZM234 251L237 252V253H234ZM62 252H64L67 257H64V253L61 254ZM67 252H68V254H67ZM80 252L83 255L80 254ZM84 252H85V254H84ZM17 253H19V254H17ZM27 253H30V254H27ZM77 253L80 254V255L78 256ZM127 253L129 255L130 254L132 255L131 258H130L129 255H127ZM146 253H148V254H146ZM202 253H204V254H202ZM252 253H253V255H252ZM23 254L24 255L26 254V256H24ZM33 254H34V258L31 257V255L33 256ZM150 254L152 256H150ZM214 254H215V256H214ZM228 254H230V255H228ZM61 255H63V256H61ZM90 255H92V256H90ZM98 255H99V257L97 258ZM136 255H137V257H136ZM159 255L161 257H159ZM203 255L206 256V257H204ZM218 255H219V257H218ZM222 255H224V257ZM258 255L260 256V258L258 257ZM27 256H28V259L30 258L28 261H27ZM57 256H59L60 260H59V258ZM168 256H172V257H168ZM176 256H178L179 259H177L178 257H176ZM228 256L231 257V258H233L234 263L231 260V258H229ZM242 256L243 257L246 256V257L243 258ZM247 256L248 257L250 256V259L247 258ZM255 256L257 258H259L260 260L263 258L262 259L263 261L260 262V260H257V259L255 261V258H256ZM10 257L14 261H11V258ZM36 257H39V258L41 257L40 258L41 261L39 259H36ZM134 257L137 258L136 261H135V258ZM140 257L142 258L143 261L140 260L141 259ZM163 257H165V258H163ZM166 257H168V258H166ZM199 257L200 258L203 257L202 259L204 260V262H203L202 259H199V260H202V261L199 262V260H198ZM235 257H237V258H235ZM252 257H254V258H252ZM24 258L26 259L25 260L26 262L24 261ZM31 258H33L35 260H33ZM67 258H68V260H67ZM100 258H101V261H99ZM104 258H106L108 260L105 259V260L102 261V259H104ZM161 258H162V260L160 261ZM190 258H193L194 260L191 259V261H190ZM15 259L18 261V263H16L17 261ZM80 259H81V262H80ZM138 259H139V261H138ZM212 259H214V260H212ZM218 259H220L222 263ZM237 259H238V261H237ZM242 259H244V260H242ZM70 260L73 261V262H71ZM147 260H150V261H147ZM164 260H165V262H163ZM33 261H35V262L33 263ZM66 261H68V262H66ZM96 261H97V263H96ZM181 261H182V263H181ZM228 261H229V263H228ZM36 262H38V263H36ZM44 264H47V263L45 262ZM90 264H92V263H90Z\"/></svg>",
	"mask_w": 264,
	"mask_h": 264
},
{
	"label": "bare ground",
	"instance_id": "obj_2",
	"mask_svg": "<svg viewBox=\"0 0 264 264\" xmlns=\"http://www.w3.org/2000/svg\"><path fill=\"white\" fill-rule=\"evenodd\" d=\"M10 1H11V0H10ZM27 1H28V0H27ZM30 1H31V0H30ZM43 1H44V0H43ZM53 1H55V0H53ZM57 1H60V0H57ZM84 1H85V0H84ZM89 1H90V0H89ZM89 1H88V2H89ZM94 1H95V0H94ZM105 1H106V0H105ZM179 1H180V0H179ZM188 1H190V0H188ZM194 1H195V0H194ZM194 1H193V2H194ZM208 1H209V0H208ZM222 1L225 2V0H221V1H219V3L222 2ZM232 1H233V0H232ZM244 1L247 2V0H244ZM248 1H250V0H248ZM253 1H254V0H253ZM259 1H260V0H259ZM8 2H9V1H8ZM85 2H86V1H85ZM117 2H118V1H117ZM138 2H139V1H138ZM142 2H143V0H142ZM142 2H141V3H142ZM177 2H178V1H177ZM191 2H192V0H191ZM199 2H200V4H201V2H203V0H202V1L200 0ZM199 2H198V3H199ZM206 2H207V0H206ZM206 2L204 1V3H206ZM215 2H217V1L215 0ZM224 2H223V3H224ZM228 2L230 3V0H229ZM233 2H234V1H233ZM255 2H256V1H255ZM261 2H262V1H261ZM29 3H30V2H29ZM55 3H56V2H55ZM57 3H58V2H57ZM143 3L145 4V1H144ZM179 3H180V2H179ZM179 3H177V4H179ZM189 3H190V2H189ZM189 3H188V5H190ZM195 3H197V2L195 1ZM195 3H194V4H195ZM212 3H213V1H212ZM223 3H222V4H223ZM236 3H237V2H236ZM241 3H242V1H241ZM244 3H245V2H244ZM252 3H253V2H252ZM8 4H10V2H9ZM8 4H6V5H8ZM33 4H34V3H33ZM58 4H59V3H58ZM62 4H63V3H62ZM67 4H68V3H67ZM95 4H96V3H95ZM128 4H129V3H128ZM139 4H140V3H139ZM139 4H138V5H139ZM151 4H152V3H151ZM151 4H150V5H151ZM206 4H207V3H206ZM208 4L211 5V3H208ZM217 4H218V2H217ZM225 4H226V3H225ZM225 4L222 5L221 7L224 6L225 9H226V5H228V4H226V5H225ZM245 4H246V3H245ZM250 4H251V3H250ZM31 5H32V4H31ZM49 5H50V4H49ZM49 5H48V6H49ZM96 5H98V4H96ZM102 5H103V4H102ZM111 5H112V4H111ZM111 5H110V6H111ZM116 5H117V4H116ZM154 5H155V4H154ZM166 5H167V4H166ZM180 5H182V3H181ZM197 5H198V4H197ZM197 5H196V6H197ZM204 5H205V4H204ZM212 5H213V6H211V7H214V4H212ZM232 5H233V4H232ZM234 5H235V4H234ZM234 5H233V6H234ZM242 5H243V4H242ZM242 5H241V6H242ZM246 5H247V4H246ZM257 5H258V4H257ZM262 5H263V4H262ZM8 6H9V5H8ZM28 6H29V4H28ZM32 6L34 7L35 5H32ZM36 6H39L38 3L36 4ZM36 6H35V7H36ZM41 6H42V4H41ZM41 6H39V7H41ZM46 6H47V5H46ZM74 6H75V4H74ZM74 6H73V7H74ZM76 6H77V5H76ZM82 6H83V4H82ZM140 6H141V5H140ZM146 6H147V5H146ZM177 6H178V8H179V10H180L179 5H177ZM186 6H187V5H185V8H186ZM192 6H193V5H192ZM198 6H199V5H198ZM208 6H209V5H208ZM215 6H216V5H215ZM258 6H259V5H258ZM29 7H30V6H29ZM39 7H38V8H39ZM49 7H52V6H49ZM49 7H47V8H49ZM85 7H86V4H85ZM114 7H115V6H114ZM114 7H113V8H114ZM161 7H162V6H161ZM201 7H202V6H201ZM206 7H207V6H206ZM209 7H210V6H209ZM216 7H218V6H216ZM221 7H219V8H221ZM224 7H223V9H224ZM237 7H238V8H236V7H235V8H236V9H239V12L241 13L242 10L240 9L239 6H237ZM243 7H244V6H243ZM247 7L249 8V6H247ZM26 8H27V7H26ZM66 8H67V6H66ZM98 8H99V7H98ZM98 8H97V9H98ZM126 8H127V6H126ZM183 8H184V7H183ZM197 8H198V7H197ZM197 8H195V9H197ZM199 8H200V7H199ZM207 8H208V7H207ZM219 8H218V9H219ZM227 8H229V7H227ZM245 8H246V6H245ZM8 9H9V8H8ZM30 9H31V8H30ZM102 9H103V7H102ZM106 9H107V7H106ZM106 9H105V10H106ZM108 9H110V8H108ZM128 9L130 10V8H127V11H128ZM193 9H194V8H193ZM215 9H217V8H215ZM233 9H234V7H233ZM236 9H235V10H236ZM249 9H250V8H249ZM255 9H256V7H255ZM255 9H254V10H255ZM263 9H264V7H263ZM6 10H7V9H6ZM26 10H27V9H26ZM36 10H37V9H35V11H36ZM39 10H40V9H39ZM48 10L50 11L51 9H48ZM66 10H67V9H66ZM83 10H84V9H83ZM179 10H178V12H179ZM181 10H183V9H181ZM181 10H180V13L182 12ZM197 10H198V9H197ZM199 10H200V9H199ZM219 10H220V9H219ZM221 10H222V9H221ZM227 10H229V9H227ZM235 10H233V11H235ZM244 10H245V9H244ZM252 10H253V8H252ZM259 10H260V9H259ZM30 11H31V10H30ZM84 11H85V10H84ZM86 11H87V10H86ZM100 11H101V10H100ZM109 11H110V10H109ZM205 11H206V10H205ZM207 11H209V9H208ZM217 11H218V10H217ZM224 11H225V10H224ZM230 11H231V10H230ZM33 12H34V11H33ZM51 12H52V11H51ZM54 12H55V11H54ZM54 12H53V13H54ZM82 12H83V11H82ZM87 12H88V11H87ZM106 12H107V10H106ZM110 12H111V11H110ZM140 12H141V11H140ZM183 12H184V11H183ZM190 12H191V11H190ZM202 12H203V11H202ZM213 12H214V10H213ZM221 12H222V11H221ZM246 12L248 13L249 11L246 9ZM250 12H251V11H250ZM250 12H249L248 14H250ZM256 12H257V11H256ZM36 13H37V12H36ZM49 13H50V12H49ZM66 13H67V11H66ZM66 13H64V14H66ZM69 13H70V10H69ZM83 13H84V12H83ZM95 13H96V12H95ZM136 13H137V12H136ZM172 13H174V11H173ZM172 13H171V14H172ZM187 13H188V11H187ZM194 13H195V12H194ZM198 13H199V12H198ZM235 13H236V12H235ZM237 13H238V11H237ZM237 13L235 14V16L237 15ZM242 13H243V12H242ZM244 13H245V11H244ZM244 13H243V14H244ZM50 14H51V13H50ZM54 14H55V13H54ZM183 14H184V13H183ZM195 14H196V13H195ZM200 14H201V12H200ZM209 14L211 15L212 13H209ZM231 14H232V13H231ZM233 14H234V13H233ZM13 15H14V14H13ZM57 15L60 16V14H57ZM84 15H86V13H84ZM100 15H101V14H100ZM102 15H103V14H102ZM117 15H118V14H117ZM126 15H127V14H126ZM126 15L124 14V16H126ZM132 15H133V13H132ZM143 15H144V14H143ZM181 15H182V14H181ZM181 15H179V17H181ZM190 15H191V14H190ZM198 15H199V14H198ZM201 15H202V14H201ZM204 15H205V13H204ZM213 15H214V14H213ZM215 15H217V14H215ZM219 15H220V13H219ZM222 15H223V14H222ZM225 15L228 16V15H230V14L227 13V14H225ZM225 15H224V16H225ZM241 15H242V14H241ZM245 15H247V14H245ZM245 15H244V16H245ZM253 15H254V12H253ZM255 15H256V13H255ZM262 15H264V14L262 13ZM262 15H259V16H262ZM20 16H21V15H20ZM32 16H33V15H32ZM40 16H41V15H40ZM55 16H56V14H55ZM55 16H53L52 18H54ZM62 16H63V15H62ZM64 16H66V15H64ZM95 16H96V15H95ZM105 16H106V15H105ZM112 16H114V14H113ZM129 16H130V15H129ZM182 16H183V15H182ZM193 16H195V15H193ZM226 16H225V18H226ZM232 16H233V15H232ZM237 16H238V15H237ZM237 16H236V17H237ZM242 16H243V15H242ZM244 16H243V18H244ZM250 16H252V14H251ZM259 16H255V17L258 18ZM35 17H36V16H35ZM46 17H47V16H46ZM48 17H49V16H48ZM80 17H81V16H80ZM107 17H108V15H107ZM114 17H115V16H114ZM176 17H177V16H176ZM187 17H188V16H187ZM220 17H221V15H220ZM60 18H63V17L60 16ZM65 18H66V17H65ZM105 18H106V17H105ZM109 18H110V16H109ZM115 18H116V17H115ZM164 18H165V17H164ZM182 18H184V17H181V19H182ZM189 18H190V16H189ZM197 18H198V17H197ZM200 18H202V17L200 16ZM217 18H218V16H217ZM225 18H224V19H225ZM230 18H231V16L229 17V19H230ZM241 18H242V17H241ZM248 18H249V20H250L249 15H248ZM252 18H253V17H252ZM261 18H262V17H261ZM34 19H35V18H34ZM49 19H50V18H49ZM56 19H57V18H56ZM78 19H79V18H78ZM83 19H84V18H83ZM191 19H192V17H191ZM195 19H196V18H195ZM203 19H204V17H203ZM206 19H207V17H206ZM206 19H204V20H206ZM214 19H215V18H214ZM226 19H227V18H226ZM236 19H237V18H235V20H236ZM239 19H240V15H239ZM245 19H246V18H245ZM258 19H259V18H258ZM258 19H257V20H258ZM54 20H55V19H54ZM57 20H58V19H57ZM57 20H56V21H57ZM80 20H81V18H80ZM113 20L115 21L114 18H112V21H113ZM127 20H128V18H127ZM127 20H126V22H127ZM157 20H158V19H157ZM165 20H166V18H165ZM185 20H186V19H184V21H185ZM189 20H190V19H189ZM189 20H188V18H187V21H189ZM192 20H193V19H192ZM200 20H201V19H199V22L202 23V21H200ZM219 20H220V18H219ZM221 20H222V19H221ZM251 20H252V19H251ZM254 20H255V19H254ZM260 20H262V19H260ZM37 21H38V20H37ZM37 21H36V22H37ZM69 21H70V20H69ZM103 21H104V20H103ZM106 21H107V23H108V19H106ZM106 21H105V22H106ZM112 21H111V22H112ZM121 21H122V20H121ZM143 21H144V19H143ZM181 21H182V20H181ZM197 21H198V20H197ZM206 21H207V20H206ZM211 21L213 22V20H211ZM226 21H227V20H226ZM242 21H244V20H242ZM258 21H259V20H258ZM32 22H33V21H32ZM59 22H61V21L59 20ZM83 22H84V20H83ZM91 22H92V21H91ZM91 22H90V24H91ZM115 22H116V21H115ZM179 22H180V20H179ZM189 22H190V21H189ZM189 22H188V23H189ZM193 22H194V20H193ZM199 22H198V23H195V24H199ZM207 22H208V21H207ZM215 22H216V20H215ZM219 22H220V21H219ZM219 22H218V23H219ZM232 22H233V21H232ZM251 22H252V21H251ZM64 23H65V22H64ZM66 23H67V22H66ZM70 23H71V22H70ZM101 23H104V22H101ZM107 23H106V24H107ZM109 23H110V22H109ZM117 23H118V22H117ZM157 23H158V22H157ZM167 23H168V22H167ZM180 23H181V25H182L183 21L180 22ZM191 23H192V21H191ZM204 23H205V22H203L202 24H203L204 29H205V25H206V24H204ZM235 23H236V22H235ZM49 24H50V22H49ZM71 24H72V23H71ZM90 24H89V25H90ZM94 24L97 25V23H94ZM94 24H93V25H94ZM104 24H105V23H104ZM104 24H103V25H104ZM115 24H116V23H115ZM183 24H184V23H183ZM189 24H190V23H189ZM207 24H208V23H207ZM243 24H245V21H244ZM258 24H260V23H258ZM32 25H33V24H32ZM67 25H68V24H66V26H67ZM76 25H77V24H76ZM93 25H92V26H93ZM95 25H94V26H95ZM98 25H100V24H98ZM98 25H97V26H98ZM191 25H192V24H191ZM213 25L216 26V28H217V25H218V24L216 23V25H215V24H213ZM237 25H238V24H237ZM255 25H256V24H255ZM262 25H263V24H262ZM82 26H83V25H82ZM86 26H87V25H86ZM86 26H85V27H86ZM94 26H93V27H94ZM104 26H105V25H104ZM104 26H103V27H104ZM116 26H117V24H116ZM118 26H119V24H118ZM118 26H117V27H118ZM127 26H128V24H127ZM134 26H135V25H134ZM196 26H200V24H199V25H196ZM203 26H202V27H203ZM209 26H210V25H209ZM214 26H213V27H214ZM218 26H219V25H218ZM235 26H236V25H235ZM245 26H246V24H245ZM247 26H248V25H247ZM252 26H253V24H252ZM260 26H261V25H260ZM22 27H24V26H22ZM85 27H83V30H84ZM90 27H91V26H90ZM107 27H108V26H107ZM107 27L105 26L106 29H107ZM111 27H112V26H111ZM192 27H193V25H192ZM194 27H195V25H194ZM202 27H201V28H202ZM213 27H210V28L212 29ZM232 27H233V26H232ZM241 27H243V26H241ZM249 27H250V26H249ZM262 27H264V26H262ZM94 28H98V27H94ZM114 28H115V27H114ZM119 28H120V27H119ZM125 28H127V27L125 26ZM138 28H139V27H138ZM140 28H142V27H140ZM206 28H208V27H206ZM223 28H224V27H223ZM255 28H256V27H255ZM70 29H71V27H70ZM85 29H86V28H85ZM89 29H90V28H89ZM92 29H93V28H92ZM102 29H103V28H102ZM109 29H110V28H109ZM109 29H108V31H109ZM122 29H123V28H122ZM129 29H130V28H129ZM178 29H179V28H178ZM193 29H194V28H193ZM197 29H198V28L195 27V29H194L195 32L197 31ZM202 29H203V28H202ZM208 29H209V28H208ZM213 29H214V28H213ZM224 29H225V28H224ZM233 29H234V28H233ZM237 29L240 30V29H241L240 26H239V28H237ZM243 29H244V28H243ZM243 29H242V30H243ZM247 29H248V28H247ZM257 29H259V28H257ZM263 29H264V28H263ZM65 30L67 31L66 28H65ZM87 30H88V28H87ZM97 30H98V29H97ZM112 30H113V31H116V29H115V30H114V29H110V32H111ZM198 30H199V29H198ZM228 30H229V29H228ZM228 30H227V31H228ZM230 30H231V29H230ZM230 30H229V31H230ZM250 30H251V29H250ZM260 30H261V29H260ZM6 31H7V30H6ZM81 31H82V30H81ZM90 31H91V30H90ZM90 31H89V32H90ZM95 31H96V30H95ZM106 31H107V30H106ZM131 31H132V30H131ZM199 31H201V30H199ZM205 31H206V33H207V30H206V29H205ZM209 31H210V29H209ZM216 31H219V32H220V30H218V29L215 30L214 32H216ZM229 31H228V34H227V35L230 37V35H229ZM232 31H233V30H232ZM232 31H231V32H232ZM247 31H248V30H247ZM247 31H246V32H247ZM262 31H263V30H262ZM72 32H73V31H72ZM72 32H69V33H72ZM89 32H88V33H89ZM99 32H100V31H99ZM99 32H98V33H99ZM110 32H109V35H110ZM123 32H124V31H123ZM180 32H182V31H180ZM195 32H194V33H195ZM201 32H202V31H201ZM211 32H213V31H211ZM211 32H210V36L215 35V36H212V37H216L217 34H215V33L213 32V34L211 35ZM223 32H224V31H223ZM235 32H237L236 29H235ZM235 32H232V33H234V36H235ZM242 32H244V31H242ZM253 32H254V31H253ZM257 32H258V31H257ZM50 33H51V31H50ZM64 33H65V32H64ZM66 33H67V32H66ZM85 33H86V32H85ZM90 33H91V32H90ZM90 33H89L88 35H90ZM94 33H95V32H94ZM98 33H96V34H98ZM101 33H103V32L101 31ZM101 33H100V34H101ZM143 33H144V32H143ZM168 33H169V32H168ZM172 33H174V35H175V32H172ZM176 33H177V32H176ZM188 33H189V32H187V35L190 34V33H189V34H188ZM191 33H192V32H191ZM197 33H198V31H197ZM217 33H218V32H217ZM232 33H231V34H232ZM239 33H241V31H239ZM239 33H238V34H239ZM254 33H255V32H254ZM81 34H82V33H81ZM81 34H80V35H81ZM91 34H92V33H91ZM100 34H99V35H100ZM111 34H112V33H111ZM131 34H133V33H131ZM144 34H145V33H144ZM180 34H181V33H180ZM180 34H179V35H180ZM183 34H184V33H183ZM200 34H201V33H199V35H200ZM203 34H205V32H204ZM203 34H201V35H203ZM207 34H208V33H207ZM218 34H219V33H218ZM250 34H251V33H250ZM255 34H256V33H255ZM260 34H261V33H260ZM29 35H30V34H29ZM35 35H36V34H35ZM53 35H54V34H53ZM53 35H52V36H53ZM57 35H58V34H57ZM71 35H72V34H71ZM71 35H70V36H71ZM103 35H104V34H103ZM105 35H107V34L105 33ZM118 35L120 36L119 33H118ZM135 35H136V34H135ZM141 35H142V34H141ZM145 35H146V34H145ZM177 35H178V34H177ZM184 35H185V34H184ZM191 35H192V34H191ZM199 35H198V37H199ZM219 35H220V34H219ZM221 35H222V33H221ZM225 35H226V33L224 34V36H225ZM2 36H3V34H2ZM43 36H44V35H43ZM54 36H55V35H54ZM54 36H53V38H54ZM72 36H73V35H72ZM91 36H92V35H91ZM93 36H94V35H93ZM96 36H97V35H95V37H96ZM100 36H101V35H100ZM100 36H99V37H100ZM114 36H115V34H114ZM133 36H134V35H133ZM155 36H156V35H155ZM160 36H161V35H160ZM160 36H159V37H160ZM193 36H194V35H193ZM205 36H207L206 40L208 39V37H210V36H208V35H205ZM222 36H223V35H222ZM237 36L239 37L240 35H237ZM254 36H256V35H254ZM257 36H258V35H257ZM257 36H256V37H257ZM40 37H41V36H40ZM49 37H51V36H49ZM58 37H59V36H58ZM81 37H82V35H81ZM83 37H84V36H83ZM88 37H89V36H88ZM108 37H110V36H108ZM121 37H123V36H121ZM121 37H119V38H121ZM151 37H153V36H151ZM189 37H191V36L189 35ZM189 37H188V38H189ZM195 37H196V36H195ZM201 37H203V36H201ZM201 37H200V38H201ZM231 37H232V35H231ZM231 37H230V38H231ZM238 37H237V38H238ZM240 37H241L240 40L243 41V39H242L243 37H242V36H240ZM240 37H239V38H240ZM244 37H245V35H244ZM256 37H255V38H256ZM60 38H61V37H60ZM65 38H66V37H65ZM117 38H118V37H117ZM179 38H181V36H178V40H179V42H180L181 40H180ZM182 38H185V37H182ZM200 38H199V40H200ZM204 38H205V37H204ZM204 38H203V41H204ZM218 38H219V40L221 39L219 36H218ZM223 38H225V37H223ZM226 38H227V36H226ZM245 38H246V37H245ZM248 38H249V37H248ZM250 38H251V37H250ZM257 38H258V37H257ZM257 38H256L257 41H258V40H262V37H261L260 39H257ZM85 39H86V37H85ZM99 39L101 40V38H99ZM99 39H98V40H99ZM175 39H176V38H175ZM190 39H191V38H190ZM232 39H234V37H232ZM235 39H236V38H235ZM5 40H6V39H5ZM63 40H64V38H63ZM94 40H95V38H94ZM102 40H103V39H102ZM112 40H113V38H112ZM192 40H193V39H192ZM196 40H198V38H196ZM201 40H202V38H201ZM210 40H212V41L215 42V39L213 40L212 38H210ZM210 40L207 41V42H210ZM216 40H218V39L216 38ZM219 40H218V41H219ZM221 40H222V39H221ZM221 40H220V42H223V41H221ZM237 40H238V39H237ZM240 40H238V42H239ZM263 40H264V38H263ZM263 40H262L261 42H264ZM24 41H25V40H24ZM50 41L52 42L51 39H50ZM73 41H74V40H73ZM80 41H82V40L80 39ZM91 41H92V40H91ZM95 41L97 42V40H95ZM119 41H120V40H119ZM119 41H118V42H119ZM131 41H132V40H131ZM139 41H141V40H139ZM174 41H175V40H174ZM184 41H185V40H184ZM203 41H202V42H203ZM232 41H233V40H232ZM242 41H241V42H242ZM244 41H246V40H244ZM250 41H251V40H250ZM106 42H107V41H106ZM118 42H117V43H118ZM125 42H126V41H125ZM169 42H170V41H169ZM190 42H191V41H190ZM190 42H189V43H190ZM200 42H201V41H200ZM202 42H201V43H202ZM204 42H205V41H204ZM214 42H212L211 44L214 45V44H213ZM225 42H227V39H225ZM230 42H231V40H230ZM238 42H237V43H238ZM252 42L255 44V42H254L253 39H252ZM258 42H260V41H258ZM46 43H47V42H46ZM61 43H62V42H61ZM78 43H79V42H78ZM83 43H84V42H83ZM88 43H89V41H88ZM88 43L85 42V44H88ZM92 43H93V42H92ZM102 43H103V41H102ZM114 43H115V42H114ZM117 43H116V44H117ZM138 43H139V42H138ZM138 43H136V44L138 45ZM142 43H143V41H142ZM216 43H218V42L216 41ZM223 43H224V42H223ZM223 43H222L221 45H220V43H219L218 47H219V46L221 47V46L223 45ZM237 43H236V44H237ZM23 44H24V43H23ZM34 44H35V43H34ZM52 44H53V43H52ZM80 44H81V42H80L78 45L80 46ZM90 44H91V43H90ZM97 44H98V42H97ZM104 44H105V43H104ZM125 44H126V43H125ZM136 44H135V45H136ZM182 44H183V42H182ZM190 44H191V43H190ZM193 44H194V43H193ZM202 44H203V43H202ZM208 44H209V43H208ZM225 44H226V43H225ZM228 44H230V43L227 42L226 46H228ZM233 44H234V42H233ZM240 44H242V43H240ZM262 44H263V43H262ZM53 45H54V44H53ZM60 45H61V44H60ZM74 45L76 46V44H74ZM101 45H102V44H101ZM130 45H131V44H130ZM142 45H143V44H142ZM152 45H153V44H152ZM188 45H189V44H188ZM203 45H204V44H203ZM205 45H206V44H205ZM212 45H211V46H212ZM215 45H216V44H215ZM234 45H235V44H234ZM237 45H239V44H237ZM243 45H244V44H243ZM257 45H258V44H257ZM43 46H44V45H43ZM48 46H49V45H48ZM71 46H72V44H71ZM82 46H83V45H82ZM90 46H91V45H90ZM118 46H119V44H118ZM133 46H134V45H133ZM189 46H190V45H189ZM196 46H197V45H195V48H197ZM216 46H217V45H216ZM230 46H231V45H230ZM241 46H242V45H240V47H241ZM245 46H246V45H245ZM258 46H259V45H258ZM260 46H261V45H260ZM9 47H10V46H9ZM66 47H67V46H66ZM77 47H78V46H77ZM77 47H76V48H77ZM80 47H81V46H80ZM85 47H86V46H85ZM92 47H93V46H92ZM137 47H139V45H138ZM143 47H144V46H143ZM181 47H182V46H181ZM183 47H184V46H183ZM183 47H182V48H183ZM193 47H194V46H193ZM203 47H204V46H203ZM236 47H237V46H236ZM238 47H239V46H238ZM238 47H237V49H238ZM242 47H243V46H242ZM247 47L250 48L249 43H248V46H247ZM255 47H256V46H255ZM255 47H254V48H255ZM24 48H25V47H24ZM50 48H51V47H50ZM110 48H111V47H110ZM151 48H152V46H151ZM177 48H178V46H177ZM199 48L201 49L200 46H199ZM199 48H198V49H199ZM206 48H208V47H206ZM209 48H212V47H209ZM213 48H215V47H213ZM223 48H224V46H223ZM223 48H222V49H223ZM226 48L229 49V47H226ZM226 48H224V50H225ZM232 48L234 49L235 47L232 46ZM244 48H245V47H244ZM249 48H246V49H249ZM262 48H263V46H262ZM54 49H55V48H54ZM69 49H70V47H69ZM79 49H80V48H79ZM94 49H96V48H94ZM111 49H112V48H111ZM127 49H128V48H127ZM154 49H155V48H153L151 51H154ZM156 49H158V48L156 47ZM171 49H172V48H171ZM198 49H197V50H198ZM200 49H199V50H200ZM202 49H203V48H202ZM230 49H231V48H230ZM230 49H229V50H230ZM233 49L230 50V51H231V52H234ZM246 49H244V50L246 51V52H244L245 54H247V50H246ZM258 49H259V47H258L256 50H258ZM45 50H46V49H45ZM64 50H65V49H64ZM77 50H78V49H77ZM77 50H76V52H77ZM118 50H120V49H118ZM177 50H178V49H177ZM183 50H184V48H183ZM213 50H214V49H213ZM235 50H236V49H235ZM239 50H240V52H242L241 49H239ZM244 50H243V51H244ZM259 50H262L261 47H260ZM57 51L59 52V50H57ZM65 51H66V50H65ZM78 51H79V50H78ZM80 51H81V50H80ZM84 51H85V50H84ZM95 51H96V50H95ZM160 51H161V50H160ZM174 51H175V50H174ZM250 51H252L251 48H250ZM23 52H24V51H23ZM70 52H71V51H70ZM81 52H82V51H81ZM92 52H93V51H92ZM99 52H100V50H99ZM115 52H117V51H115ZM121 52H122V50H121ZM121 52H120V53H121ZM158 52H159V51H158ZM158 52H156V53L158 54ZM162 52H165V51H161V52H159V53L161 54ZM188 52H190V50H189ZM192 52H193V50H192ZM203 52H204V51H203ZM207 52H208V51H207ZM207 52H206V53H207ZM210 52H211V50H210ZM217 52H218V50H217ZM219 52L223 53L222 51H220V49H219ZM224 52H225V51H224ZM262 52H263V51H262ZM100 53H101V52H100ZM102 53H103V51H102ZM152 53H153V52H152ZM152 53H151V54H152ZM190 53H191V52H190ZM190 53H189V54H190ZM211 53H212V52H211ZM211 53H210V54H211ZM229 53H230V52H229ZM234 53H237V51L234 52ZM244 53H243V54H244ZM248 53H249V52H248ZM256 53H257V52H256ZM47 54H48V53H47ZM77 54H78V52H77ZM83 54H84V53H83ZM91 54H92V53H91ZM121 54H122V53H121ZM121 54H120V55H121ZM125 54H126V53H125ZM148 54H149V53H148ZM154 54H155V52H154ZM154 54H152V55H154ZM160 54H159V55H160ZM174 54H176V53H174ZM187 54H188V53H187ZM189 54H188V55H189ZM204 54H205V52H204ZM225 54H228V53H225ZM238 54H240V53L238 52ZM243 54H240V55L243 56ZM253 54H254V52H252V55H253ZM259 54H261V53H258V55L256 54V56H261V55H259ZM35 55H36V53H35ZM66 55H67V54H64V56H66ZM68 55H70V53H69ZM92 55H93V54H92ZM161 55H163V54H161ZM161 55H160V56H161ZM211 55H212V54H211ZM221 55H222V54H221ZM223 55H224V54H223ZM223 55H222V56H223ZM230 55H231V53H230ZM27 56H28V55H27ZM70 56H71V55H70ZM76 56H77V55H76ZM99 56H100V54H99ZM114 56H115V55H114ZM148 56H149V55H148ZM154 56H155V55H154ZM154 56H152V58H154ZM163 56H164V55H163ZM190 56H191V55H190ZM190 56H188V57H189V60H191V59H190ZM196 56H197V55H196ZM216 56H217V55H216ZM216 56H215V57H216ZM236 56H237V55H236ZM238 56H239V55H238ZM249 56H251V55L249 54ZM21 57H22V56H21ZM58 57H59V55H58ZM74 57H75V56H74ZM86 57L88 58V55H87ZM161 57H162V56H161ZM161 57H160V58H161ZM164 57H165V56H164ZM167 57H168V56H167ZM172 57H173V56H172ZM193 57H194V56H193ZM223 57H224V56H223ZM226 57H228V55H227ZM231 57H232V56H231ZM244 57H245V55L243 56V58H244ZM247 57H248V56H247ZM253 57H255V56L253 55ZM11 58H12V56H11ZM31 58H32V57H31ZM31 58H30V59H31ZM41 58H42V57H41ZM62 58H63V56H62ZM65 58L67 59V57H65ZM78 58H79V57H78ZM96 58H97V59H100V58H98V56H97ZM96 58H95L94 60H96ZM117 58H118V57H117ZM162 58H163V57H162ZM180 58H181V57H180ZM201 58H202V57H201ZM201 58H200V59H201ZM212 58H213V57H212ZM212 58H211V59H212ZM217 58H218V57H217ZM239 58H240V57H239ZM250 58H252V57H250ZM250 58H249V59H250ZM68 59H69V58H68ZM118 59H119V58H118ZM124 59H125V58H124ZM146 59H147V58H146ZM155 59H157V58H155ZM155 59H153V60H155ZM172 59H173V58H172ZM172 59H169V60H172ZM193 59H194V58H193ZM219 59H220V58H219ZM221 59H222V58H221ZM221 59H220V61H222ZM224 59H225V58H224ZM231 59H232V58H231ZM233 59H234V58H233ZM233 59H232V60H233ZM237 59H238V58H237ZM240 59H241V58H240ZM246 59H247V58H245V60H246ZM249 59H248V60H249ZM20 60H21V59H20ZM20 60H18V61H20ZM41 60H42V59H41ZM77 60H78V59H77ZM153 60H151V61H153ZM166 60H167V59H166ZM175 60H176V58H175ZM175 60H174V61H175ZM183 60H184V59H183ZM196 60H197V59H196ZM198 60H199V59H198ZM204 60H205V59H204ZM228 60L230 61V59H228ZM242 60H244V59H242ZM248 60H246V62H247ZM39 61H40V60H39ZM96 61H97V60H96ZM96 61H95V62H96ZM102 61H103V60H102ZM111 61H112V60H111ZM115 61H116V60H115ZM145 61H146V60H145ZM151 61L147 59V62H151ZM159 61H160V60H159ZM178 61H179V60H178ZM180 61H181V60H180ZM186 61H187V60H186ZM186 61H185V62H186ZM209 61H210V60H209ZM214 61L216 62V60H214ZM229 61H227V62H229ZM235 61H236V60H235ZM13 62H14V61H13ZM23 62H24V61H23ZM28 62H29V60H28ZM63 62H64V61H63ZM108 62H109V61H108ZM118 62H119V60H118ZM163 62H164V61H163ZM176 62H177V61H176ZM181 62H182V61H181ZM201 62H202V59H201ZM222 62H224V60H223ZM240 62H242V61H240ZM35 63H36V62H35ZM45 63H46V62H45ZM45 63L43 62V65H44ZM92 63H93V62H92ZM92 63H91V64H92ZM102 63H103V62H102ZM109 63H110V62H109ZM112 63H114V61H113ZM112 63H111V64H112ZM145 63H146V62H145ZM156 63H157V62H156ZM161 63H162V62H161ZM167 63H168V61H167ZM167 63L165 62L166 65H168ZM172 63H173V62H172ZM174 63H175V62H174ZM194 63H196V62H194ZM197 63H198V62H197ZM47 64H48V63H46L44 66L42 65L43 68H42V67H41V68L44 69V67H45ZM106 64H107V63H106ZM148 64H149V63H148ZM150 64L153 65V66L155 65V64H152V63H150ZM150 64H149L148 67L146 66V67H147V68H146V71H147L148 68H150ZM165 64L163 63V65H165ZM170 64H171V62H170ZM180 64H181V63H180ZM29 65H30V62H29ZM49 65H50V64H49ZM49 65H47V66H49ZM93 65H95V63H94ZM97 65H98V64H97ZM97 65H96V66H97ZM107 65H108V64H107ZM146 65H147V64H146ZM175 65H176V63H175ZM175 65H174V66H175ZM200 65H201V64H200ZM207 65H208V63H207ZM221 65H222V64H221ZM225 65H226V64H225ZM245 65H246V64H245ZM257 65H258V64H257ZM263 65H264V64H263ZM35 66H36V65H35ZM35 66H33V67H35ZM50 66H51V65H50ZM50 66H49V67H50ZM52 66H53V65H52ZM98 66H99V65H98ZM108 66H109V65H108ZM159 66H160V65H159ZM159 66H158V67H159ZM174 66L171 65V67H174ZM179 66H180V65H179ZM217 66H220V65H217ZM217 66H215V67H217ZM243 66H244V65H243ZM259 66H260V65H258V67H259ZM2 67H3V66H2ZM9 67H10V66H9ZM29 67H30V66H29ZM39 67H40V66H39ZM104 67H105V66H104ZM144 67H145V66H144ZM160 67H161V66H160ZM201 67H203V66H201ZM206 67H207V66H206ZM208 67H209V66H208ZM215 67H214V68H215ZM236 67H237V66H236V64H235V68H236ZM244 67L246 68V66H244ZM244 67H243V68H244ZM252 67H253V66H252ZM252 67H251V68H252ZM27 68H28V67H27ZM36 68H37V67H36ZM41 68H40V69H41ZM56 68H57V67H56ZM61 68H62V67H60V70H61ZM69 68H70V67H69ZM69 68H68V66H67V69H69ZM76 68H77V67H76ZM76 68H74L75 71H73V72H76V70L78 69V68H77V69H76ZM100 68H102V67H100ZM105 68H106V67H105ZM108 68H109V67H108ZM153 68H154V67H153ZM162 68H163V67H162ZM162 68H160V69H162ZM175 68H176V67H175ZM179 68H181V67H179ZM189 68H190V67H189ZM199 68H200V67H199ZM214 68H212V69H214ZM217 68H219V67H217ZM235 68H234V69H235ZM240 68H241V66H240ZM245 68H244V71H246ZM263 68H264V67H263ZM30 69H31V68H30ZM30 69H29V70H30ZM34 69H35V68H34ZM34 69H33V70H34ZM42 69H41V70H42ZM50 69H51V71H52V70H55V69L49 68V70H50ZM63 69H64V68H63ZM71 69H73V68H71ZM90 69H91V68H90ZM110 69H111V68H110ZM155 69H156V66H155L154 70H155ZM171 69H172V68H171ZM185 69H186V68H185ZM192 69H193V67H192ZM204 69H206V68H204ZM204 69L202 68V70H204ZM220 69H222V68H220ZM236 69H237V68H236ZM3 70H4V69H3ZM6 70H7V69H6ZM19 70L21 71V69H19ZM35 70L38 71L37 69H35ZM49 70H48V71H49ZM64 70H65V69H64ZM82 70H83V69H82ZM157 70H158V69H157ZM163 70H164V68H163ZM163 70H162V71H163ZM256 70H257V69H256ZM1 71H2V69H1ZM26 71H27V70H26ZM55 71H56V70H55ZM61 71H62V70H61ZM71 71H72V70H71ZM87 71H88V70H87ZM150 71H152V70L150 69ZM158 71H159V70H158ZM158 71H157V72H158ZM180 71H181V70H180ZM204 71H205V70H204ZM213 71H214V70H213ZM220 71H221V70H220ZM222 71H223V70H222ZM222 71H221V72H222ZM249 71H252V69L249 68ZM258 71H259V70H258ZM2 72H3V71H2ZM2 72H0V73H1L0 75H2V74L4 73V72H3V73H2ZM39 72H40V71H39ZM56 72H58V71H56ZM62 72H63V71H62ZM62 72H61V73H62ZM73 72H72V73H73ZM96 72H97V71H96ZM136 72H137V71H136ZM153 72H154V71H153ZM153 72H151V73L153 74ZM181 72H182V71H181ZM185 72H187V71H185ZM208 72H210V71H208ZM218 72H219V71H218ZM235 72H236V70H235ZM235 72H234V73H235ZM261 72H262V71H261ZM6 73H8V71H6ZM36 73H37V72H36ZM41 73H44V72H41ZM41 73H40V74H41ZM67 73H68V72H67ZM84 73H86V72H84ZM93 73L95 74V71H94ZM107 73H109V72H107ZM144 73H145V72H144ZM146 73H147V72H146ZM146 73H145V74H146ZM151 73L149 72V75H150ZM155 73H156V71H155ZM158 73H159V72H158ZM160 73H161V72H160ZM162 73H163V72H162ZM172 73H173V72H172ZM204 73H205V72H204ZM228 73H229V72H228ZM239 73H240V72H239ZM244 73H245V72H244ZM247 73H248V72H247ZM247 73H245V75H249V76H250V74H247ZM21 74H22V73H21ZM23 74H24V73H23ZM74 74H75V73H74ZM101 74H102V73H101ZM105 74H106V73H105ZM145 74H144V76H145ZM147 74H148V73H147ZM166 74H167V73H166ZM187 74H188V73H187ZM187 74H186V75H187ZM192 74H193V73H192ZM211 74H212V73H211ZM217 74H218V73H217ZM10 75H11V74H10ZM48 75H49V74H48ZM59 75H60V74H59ZM75 75H77V73H76ZM83 75H84V74H83ZM103 75H104V73H103ZM164 75H165V74H164ZM167 75H168V74H167ZM183 75H184V74H183ZM201 75H202V74H201ZM201 75H200V76H201ZM204 75H205V74H204ZM235 75H236V73H235ZM238 75H239V74H238ZM243 75H244V74H243ZM254 75H255V74H254ZM256 75H257V74H256ZM3 76H4V74H3ZM53 76H54V75H53ZM53 76H52V77H53ZM71 76H72V75H71ZM85 76H88V73H87V75H85ZM85 76H84V78H85ZM97 76H98V75H97ZM122 76H123V75H122ZM137 76H138V75H137ZM144 76H143V77H144ZM147 76H148V75H147ZM147 76H146V77H147ZM157 76H158V75H157ZM159 76H160V75H159ZM179 76H181V75H179ZM220 76H221V75H220ZM230 76H231V75H230ZM240 76H241V75H240ZM259 76H260V75H259ZM49 77H51V76H49ZM52 77H51V78H52ZM78 77H79V76H78ZM91 77H92V75H91ZM91 77H90V78H91ZM102 77H103V76H102ZM108 77H109V76H108ZM133 77H134V76H133ZM148 77H149V76H148ZM155 77H156V76H155ZM197 77H198V76H197ZM218 77H219V75H218ZM228 77H229V76H228ZM228 77H227V79H228ZM241 77H242V76H241ZM243 77H244V76H243ZM246 77H247V76H246ZM251 77H252V76H250L249 78H251ZM1 78H2V77H1ZM14 78H15V77H14ZM123 78H124V77H123ZM138 78H141V76L138 77ZM167 78H168V77H166V79H167ZM192 78H193V77H192ZM203 78H204V77H203ZM222 78H223V77H222ZM229 78H230V77H229ZM233 78H234V77H233ZM237 78H238V76H237ZM254 78H255V77H254ZM6 79H7V77H6ZM58 79H59V78H58ZM79 79H80V78H79ZM81 79H82V78H81ZM98 79H99V78H97L96 80H98ZM110 79H111V77H110ZM118 79H119V78H118ZM149 79L151 80V77H150ZM166 79H165V80H166ZM214 79H215V78H214ZM219 79H220V78H219ZM219 79H218V80H219ZM227 79H226V80H227ZM234 79H235V78H234ZM239 79H240V78H239ZM242 79H243V78H242ZM256 79H257V78H256ZM258 79H261V78H258ZM0 80H1V79H0ZM4 80H5V79H4ZM8 80H9V79H8ZM17 80H18V79H17ZM56 80H57V79H56ZM59 80H60V79H59ZM66 80H67V79H66ZM89 80H91V79H89ZM102 80H103V78H102ZM105 80H106V79H105ZM105 80H104V81H105ZM111 80H112V79H111ZM137 80H138V79H137ZM147 80H148V79H147ZM218 80H217V81H218ZM220 80H221L222 84H224L223 81H222V79H220ZM223 80H224V79H223ZM247 80H248V79H247ZM11 81H12V80H11ZM46 81H48V80H46ZM51 81H52V80H51ZM57 81H58V80H57ZM113 81H114V80H113ZM153 81H154V80H153ZM153 81H152V82H153ZM167 81H168V80H167ZM173 81H174V80H172V82H173ZM183 81H184V80H183ZM231 81H232V80H231ZM252 81H253V80H252ZM255 81H256V80H255ZM1 82H2V81H1ZM60 82H61V81H60ZM66 82H67V81H66ZM68 82H69V81H68ZM70 82H71V81H70ZM86 82H87V81H86ZM88 82H90V81H88ZM88 82H87V83H88ZM92 82H93V79H92ZM92 82H91V83H92ZM107 82H109V81H107ZM129 82H130V81H128V84H130ZM132 82L136 83L134 80H133ZM141 82H142V79H141ZM150 82H151V81H150ZM179 82H180V81H179ZM199 82H201V81H199ZM211 82H212V81H211ZM233 82H235V81L233 80ZM237 82H241V81H237ZM258 82H259V81H258ZM260 82H261V81H260ZM260 82H259V83H260ZM7 83H8V81H7ZM29 83H30V82H29ZM32 83H33V82H32ZM48 83H49V82H48ZM56 83H57V82H56ZM62 83H63V82H62ZM71 83H73V82H71ZM76 83H77V82H76ZM125 83H126V82H125ZM153 83H154V82H153ZM165 83H166V82H165ZM167 83H168V82H167ZM169 83H170V82H169ZM169 83H168V85H169ZM184 83H185V82H184ZM205 83H206V81H205ZM213 83H214V82H213ZM227 83H228V82H227ZM227 83H226V86H227ZM49 84H50V83H49ZM58 84H59V83H58ZM66 84H67V83H66ZM88 84H89V83H88ZM131 84H132V83H131ZM131 84L129 85V86H130V89H131ZM148 84H149V82H148ZM148 84H147V85H148ZM150 84H151V83H150ZM154 84H155V83H154ZM161 84H162V83H161ZM170 84H171V83H170ZM192 84H193V83H192ZM192 84H190V86H191ZM202 84H203V83H202ZM209 84H210V83H209ZM233 84H234V83H233ZM239 84H240V83H239ZM242 84H243V83L241 82V85H242ZM252 84H253V83H252ZM2 85H3V84H2ZM2 85H1V86H2ZM5 85H7V84L5 83ZM5 85H3V86L5 87ZM9 85H10V84H9ZM44 85H45V84H44ZM81 85H82V83H81ZM98 85H99V84H98ZM104 85H105V84H104ZM132 85H134V84H132ZM139 85H140V84H139ZM144 85H145V84H144ZM152 85H153V84H152ZM184 85H185V84H184ZM204 85H205V84H204ZM212 85H213V84H212ZM218 85H219V84H218ZM228 85H229V83H228ZM234 85H235V84H234ZM236 85H238V84H236ZM236 85H235V86H236ZM260 85H262V84H260ZM28 86H29V85H28ZM60 86H62V85H60ZM63 86L65 87V83H64ZM90 86H91V84L89 85V87H90ZM93 86H94V85L92 84V87H93ZM115 86H117V85H115ZM127 86H128V85H127ZM129 86H128V87H129ZM134 86H135V85H134ZM141 86H142V85H141ZM141 86H140V87H141ZM157 86H158V85H157ZM161 86H162V85H161ZM165 86H166V85H165ZM170 86H171V85H170ZM187 86H188V85H187ZM193 86H194V85H193ZM222 86H223V85H222ZM230 86H231V88H232V85H230ZM239 86H240V85H239ZM248 86H249V85H248ZM4 87H3V88H4ZM6 87H7V86H6ZM6 87H5V88H6ZM29 87H30V86H29ZM55 87H56V86H55ZM64 87H62V89H64ZM69 87H70V86H69ZM86 87H87V86H86ZM96 87H97V86H96ZM146 87H147V86H146ZM153 87H154V86H153ZM204 87H205V86H204ZM208 87H209V86H208ZM10 88H11V86H10ZM10 88H9V89H10ZM18 88H19V87H18ZM50 88H51V87H50ZM56 88H57V87H56ZM70 88H71V87H70ZM93 88H94V87H93ZM97 88H98V87H97ZM97 88H96V89H97ZM126 88H127V87H126ZM135 88H137V87H135ZM149 88H150V86H149ZM189 88H190V87H189ZM194 88H195V86H194ZM197 88H198V87H197ZM197 88L195 89L196 91H197ZM205 88H206V87H205ZM222 88H224V87H222ZM231 88H230V89H231ZM234 88H235V87H234ZM251 88H252V87H251ZM29 89H31V88H29ZM33 89H34V88H33ZM91 89H92V88H91ZM104 89H105V88H104ZM107 89H108V88H107ZM107 89H106V90H107ZM141 89L143 90V88H141ZM150 89H151V88H150ZM164 89H165V88H164ZM178 89H179V88H177V90H178ZM191 89H192V88H191ZM214 89H215V88H214ZM227 89H229V88L227 87ZM241 89H242V88H241ZM52 90H53V89H52ZM54 90H55V89H54ZM79 90H80V89H79ZM112 90H114V89H112ZM125 90H126V89H125ZM147 90H149V89H147ZM147 90H146V91H147ZM151 90H153V89H151ZM177 90H176V91H177ZM187 90H188V89H187ZM199 90H200V88H199ZM208 90H209V89H208ZM5 91H8V89L5 90ZM17 91H18V90H17ZM94 91H95V90H94ZM149 91H150V90H149ZM154 91H155V90H154ZM154 91H153V92H154ZM156 91H157V90H156ZM188 91H190V90H188ZM206 91H207V89H206ZM223 91H224V90H223ZM223 91H222V92H223ZM232 91H234V90H232ZM244 91H245V90H244ZM12 92H14V91H12ZM15 92H16V91H15ZM30 92H31V91H30ZM56 92H57V91H56ZM68 92H69V91H68ZM88 92H89V91H88ZM92 92H93V90H92ZM110 92H111V91H110ZM118 92H119V91H118ZM129 92H130V91H129ZM131 92H133V91L131 90ZM137 92H138V91H137ZM172 92H174V91H172ZM180 92H182V91H180ZM197 92H198V91H197ZM197 92H196V94H197ZM207 92H208V91H207ZM19 93H20V92H19ZM19 93H17V95H19ZM36 93H37V92H36ZM192 93H193V92H192ZM202 93H203V92H202ZM211 93H212V92H209V94H211ZM220 93H221V90H220ZM236 93H237V92H236ZM14 94H16V93H14ZM113 94H114V93H113ZM152 94H153V93H151V95H152ZM186 94H187V93H186ZM189 94L191 95V92H190ZM193 94L195 95V91H194ZM193 94H192V95H193ZM0 95H1V94H0ZM8 95H9V94H8ZM51 95H52V93H51ZM89 95H90V92H89ZM106 95H107V94H106ZM109 95H110V94H109ZM120 95L123 96L124 93H123V94L121 93ZM125 95H126V93H125ZM133 95H135V94L133 93ZM137 95H138V93H137ZM175 95H176V93H175ZM175 95H174V96H175ZM190 95H188V96H190ZM212 95H213V94H212ZM217 95H218V93H217ZM219 95H220V94H219ZM1 96H2V95H1ZM1 96H0V97H1ZM21 96H22V95H20V97H21ZM25 96H26V95H25ZM60 96H61V95H60ZM76 96H78V95H76ZM90 96H91V95H90ZM114 96H115V94H114ZM122 96H121V97H122ZM186 96H187V95H186ZM223 96L225 97V95H223ZM247 96H248V95H247ZM5 97H7V96L5 95ZM10 97H11V96H10ZM13 97H14V96H13ZM38 97H39V96H37V99H40V98H38ZM56 97H57V96H55V98H56ZM107 97H110V96H107ZM118 97H119V93H118ZM133 97H134V96H133ZM166 97H167V96H166ZM177 97L179 98L178 95H177ZM190 97H191V96H190ZM190 97H189V99H190ZM203 97H204V95H203ZM221 97H222V96H221ZM221 97H218V98H221ZM238 97H239V96H238ZM240 97H241V95H240ZM248 97H249V96H248ZM250 97H251V96H250ZM7 98H8V97H7ZM14 98H15V97H14ZM17 98H18V96H17L15 99L17 100ZM24 98H25V97H24ZM64 98H65V97H64ZM182 98H183V97H182ZM185 98H186V97H185ZM235 98H236V96H235ZM59 99H60V98H59ZM76 99H77V98H76ZM94 99H95V98H94ZM94 99H93V101H94ZM109 99H110V98H108V100H109ZM127 99H128V98H127ZM127 99H126V100H127ZM189 99H188V101H189ZM192 99H193V96H192ZM216 99H217V98H216ZM221 99L223 100V98H221ZM247 99H248V98H247ZM13 100H14V99H13ZM19 100H20V99H19ZM19 100H18V101H19ZM21 100H22V99H21ZM23 100H24V99H23ZM99 100H101V99H99ZM111 100H112V99H111ZM113 100H114V99H113ZM134 100H135V99H134ZM179 100H180V99H179ZM182 100H183V99H182ZM222 100H221V101H222ZM229 100H230V99H229ZM229 100H228V101H229ZM233 100H234V99H233ZM249 100H250V99H249ZM254 100H255V99H254ZM25 101H26V100H25ZM57 101H58V100H57ZM69 101H70V100H69ZM104 101L106 102V100H104ZM142 101H143V100H142ZM142 101H140V102H142ZM214 101H215V100H214ZM214 101H213V102H214ZM5 102H6V101H5ZM5 102H4V103H5ZM12 102L14 103L15 101H12ZM19 102H20V101H19ZM27 102H28V101H27ZM27 102H26V103H27ZM44 102H45V101H44ZM59 102H60V100H59ZM75 102H76V101H75ZM101 102H102V101H101ZM111 102H112V101H111ZM118 102H119V101H118ZM135 102H136V100H135ZM175 102H176V101H175ZM185 102H187V101H185ZM190 102H191V101H190ZM190 102H188V103H190ZM229 102H230V101H229ZM237 102H238V101H237ZM2 103H3V101H2ZM2 103H1V104H2ZM8 103H9V102H8ZM36 103H37V102H36ZM36 103H35V104H36ZM39 103H40V102H39ZM46 103H47V102H46ZM48 103H49V101H48ZM99 103H100V102H99ZM113 103H114V102H113ZM120 103H121V102H120ZM136 103H137V102H136ZM136 103H135V104H136ZM158 103H159V102H158ZM179 103H180V102H179ZM188 103H185V104H187L186 106H188ZM196 103H198V102L196 101ZM215 103H217V102H215ZM225 103H226V100H225ZM9 104H10V103H9ZM37 104H38V103H37ZM42 104H43V103H42ZM54 104H55V103H54ZM56 104H57V103H56ZM61 104H62V103H61ZM79 104H80V103H79ZM91 104H92V103H91ZM94 104H95V103H94ZM100 104H101V103H100ZM108 104H109V103H108ZM164 104H165V103H164ZM171 104H172V103H171ZM180 104H181V103H180ZM190 104H191V103H190ZM190 104H189V105H190ZM194 104H195V103H194ZM217 104H218V103H217ZM17 105H18V104H17ZM22 105H23V104H22ZM40 105H41V104H40ZM47 105H48V104H46V107H47ZM49 105H50V104H49ZM49 105H48V106H49ZM72 105H73V104H72ZM89 105H90V103H89ZM95 105H96V104H95ZM97 105H99V104L97 103ZM116 105H117V104H116ZM116 105H115V106H116ZM167 105H168V104H167ZM191 105H192V104H191ZM220 105H222V104H220ZM220 105H216V108H218ZM226 105H227V104H226ZM245 105H246V103H245ZM7 106H8V105H7ZM12 106H13V105H12ZM15 106H16V105H15ZM15 106H13V107H15ZM28 106H29V105H27V109L29 110ZM36 106H39V105H36ZM44 106H45V105H44ZM70 106H71V105H70ZM90 106H91V105H90ZM101 106L103 107L102 109H104V106H103L102 104L100 105V107H101ZM108 106H109V105H108ZM119 106H120V105H119ZM122 106H123V105H122ZM137 106H138V104H137ZM183 106H184V104H183ZM217 106H218V107H217ZM222 106H223V105H222ZM224 106H225V105H224ZM238 106H239V105H238ZM241 106H242V105H241ZM250 106H251V105H250ZM51 107H52V106H51ZM54 107H55V106H54ZM94 107H95V106H94ZM98 107H99V106H98ZM100 107H99V109L102 110ZM113 107H114V104H113ZM138 107H139V106H138ZM205 107H206V106H205ZM207 107H208V106H207ZM211 107H212V106H211ZM227 107H228V106H227ZM232 107H233V106H232ZM239 107H240V106H239ZM0 108H2V106H0ZM3 108H4V107H3ZM7 108H9V107H7ZM15 108H16V107H15ZM23 108H24V107H23ZM31 108H32V107H31ZM40 108H41V107H40ZM124 108H125V107H124ZM124 108H123V109H124ZM126 108H127V107H126ZM165 108H166V107H165ZM212 108H213V107H212ZM219 108H220V107H219ZM225 108H226V106H225ZM229 108H230V107H229ZM250 108H251V107H250ZM250 108H249V109H250ZM263 108H264V107H263ZM16 109H17V108H16ZM19 109H20V108H19ZM21 109H22V108H21ZM45 109H46V108H45ZM58 109H59V108H58ZM92 109H93V108H92ZM193 109H194V107H193ZM210 109H211V108H210ZM231 109H232V108H231ZM231 109H230V110H231ZM5 110H6V109H5ZM8 110H9V109H8ZM10 110H13V108L11 109V107H10ZM22 110H23V109H22ZM24 110H25V109H24ZM30 110H31V109H30ZM30 110H29V111H30ZM38 110H39V108H38ZM38 110H37V111H38ZM68 110H69V109H68ZM81 110H82V109H81ZM100 110H99V112H101ZM157 110H158V109H157ZM161 110H163V109H161ZM177 110L179 111V109H177ZM211 110H212V109H211ZM216 110H218V109H216ZM220 110H221V109H220ZM235 110H236V109H234L233 112H234ZM255 110H256V109H255ZM13 111H14V110H13ZM18 111H19V110H18ZM37 111H36V112L34 111V112L37 113ZM54 111H55V110H54ZM123 111H124V110H123ZM158 111H159V110H158ZM163 111H164V110H163ZM168 111H169V110H168ZM172 111H173V110H172ZM172 111H171V112H172ZM224 111H228V108H227V110L224 109ZM241 111H242V110H241ZM4 112H6V111H4ZM24 112H25V111H24ZM30 112H31V111H30ZM42 112H43V110H42ZM62 112H63V111H62ZM72 112H73V110H72ZM72 112H71V113H72ZM83 112H84V110H83ZM124 112H125V111H124ZM124 112H123V113H124ZM131 112H133V111L131 110ZM140 112H141V111H140ZM148 112H149V111H148ZM182 112H184V110H183ZM195 112H197V111H195ZM195 112H194V113H195ZM220 112H221V111H220ZM222 112H223V110H222ZM249 112H250V111H249ZM251 112H252V111H251ZM7 113H8V112H7ZM17 113H18V112H17ZM27 113H29V112H27ZM27 113H26V115H27ZM45 113H46V112H45ZM95 113H96V112H95ZM101 113H104V112H101ZM134 113H135V112H134ZM159 113H160V112H159ZM159 113H157V115H158ZM164 113H165V112H164ZM169 113H170V112H169ZM184 113H185V112H184ZM218 113H219V112H218ZM223 113H224V112H223ZM234 113H235V112H234ZM236 113H237V111H236ZM238 113L240 114L239 111H238ZM18 114H19V113H18ZM38 114H39V113H38ZM54 114H55V113H54ZM72 114L74 115V113H72ZM136 114H137V113H136ZM149 114H150V113H149ZM149 114H147V115H149ZM177 114H178V112H177ZM180 114H181V113L179 112L178 115H180ZM213 114H214V113H213ZM225 114H226V113H225ZM228 114H230V113H228ZM239 114H238V115H239ZM247 114H248V113H247ZM7 115H8V114H7ZM22 115H23V114H22ZM35 115H36V114H35ZM35 115H34V117H35ZM76 115H77V114H75L74 116H76ZM127 115H128V114H127ZM160 115H161V114H160ZM181 115H182V114H181ZM192 115H193V114H192ZM242 115H243V114H242ZM250 115H251V113H250ZM24 116H25V115H24ZM27 116H28V115H27ZM58 116H59V115H58ZM71 116H72V115H71ZM74 116H73V117H74ZM100 116H102V115H100ZM103 116L105 117L106 114H105V115L103 114ZM154 116H156V114H155ZM169 116H170V115H169ZM186 116H187V114H186ZM190 116H191V114H190ZM190 116H189V117H190ZM218 116H219V115H218ZM226 116H227V115H226ZM231 116H233V114H232V110H231V115H230L229 119H233V118H231ZM234 116H235V115H234ZM234 116H233V117H234ZM240 116H241V115H240ZM244 116H245V115H244ZM252 116H253V115H252ZM30 117H31V116H30ZM30 117H29V118H30ZM32 117H33V116H32ZM37 117H38V116H37ZM41 117H43V115H42ZM159 117H160V116H159ZM162 117H163V116H162ZM165 117H166V116H165ZM167 117H168V116H167ZM176 117H177V116H176ZM207 117H208V116H207ZM236 117H237V116H236ZM236 117H235V118H236ZM1 118H2V117H1ZM11 118L14 119V115H13V117H11ZM17 118H18V117H17ZM44 118H45V117H44ZM48 118H49V117H48ZM69 118H70V117H69ZM69 118H68V119H69ZM107 118H108V117H107ZM107 118H105V119H107ZM140 118H141V117H140ZM156 118H158V117H156ZM179 118H180V117H179ZM182 118H183V117H182ZM215 118H217V117H215ZM219 118H220V117H219ZM223 118H224V117H223ZM226 118H227V117H226ZM5 119H6V118H5ZM15 119H16V118H15ZM15 119H14V122H12L13 124L15 123ZM19 119L22 120V118H20V117H19ZM19 119H18V120H19ZM25 119H26V118H25ZM33 119H34V118H33ZM37 119H40V118L38 117ZM45 119H47V117H46ZM51 119H52V117H51ZM53 119H54V118H53ZM108 119L110 120V118H108ZM108 119H107V120H108ZM134 119H135V118H134ZM154 119H155V117H154ZM166 119H167V118H166ZM175 119H176V118H175ZM184 119H185V117H184ZM221 119H222V117H221ZM221 119H220V120H221ZM236 119H237V118H236ZM236 119H235V120H236ZM0 120H3V119H0ZM23 120H24V119H23ZM42 120H43V119H42ZM54 120H55V119H54ZM70 120H71V119H70ZM146 120H147V119H146ZM152 120H153V118H152ZM180 120H182V119H180ZM187 120H188V119H187ZM207 120H208V119H207ZM214 120H215V119H214ZM222 120H223V119H222ZM222 120H221L220 122H222ZM226 120H227V119H226ZM233 120H234V119H233ZM239 120H240V118H239ZM6 121H7V120H6ZM25 121H26V120H25ZM29 121H30V123H31V119H30ZM38 121H40V120H38ZM55 121H56V120H55ZM63 121H64V120H63ZM65 121H66V120H65ZM71 121H72V120H71ZM131 121H132V120H131ZM172 121H173V120H172ZM202 121H203V120H202ZM236 121H237V120H236ZM8 122H9V121H8ZM19 122H20V121L16 122L15 124H17V123H19ZM23 122H24V121H23ZM33 122H34V121H33ZM40 122H41V121H40ZM52 122H53V121H52ZM86 122H87V121H86ZM126 122H127V121H125V123H126ZM153 122H154V120H153ZM156 122H157V121H156ZM165 122H166V121H165ZM177 122H178V121H177ZM184 122H185V120H184ZM186 122H187V121H186ZM189 122H190V121H189ZM224 122H225V121H224ZM231 122H232V121H231ZM252 122H253V121H252ZM0 123H1V121H0ZM2 123H3V122H2ZM26 123H27V122H26ZM35 123H36V121H35ZM38 123H39V122H38ZM41 123H43V122H41ZM105 123H106V122H105ZM112 123H113V121H112ZM123 123H124V122H123ZM154 123H155V122H154ZM174 123H175V122H174ZM190 123H191V122H190ZM190 123H187V124L185 123V124H186V125H189V127H190V126H191ZM229 123H230V122H229ZM233 123H235V121H234ZM248 123H249V122H248ZM22 124H24V123H20L21 126H22ZM36 124H37V123H36ZM43 124H44V123H43ZM43 124H42V125H43ZM64 124H65V123H64ZM108 124H109V123H108ZM181 124H182V123H181ZM216 124H218V123H216ZM224 124H225V123H224ZM226 124H227V123H226ZM231 124H232V123H231ZM245 124H246V123H245ZM20 125H19V126H20ZM24 125H25V124H24ZM24 125H23V127H24ZM27 125H28V124H27ZM32 125H33V124H32ZM32 125H31V126H32ZM38 125H40V124H38ZM45 125H46V124H45ZM45 125H44V126H45ZM48 125H49V123H48ZM48 125H47V126H48ZM106 125H107V124H106ZM106 125H105V126H106ZM212 125H213V123H212ZM9 126L12 127L11 125H9ZM13 126H14V125H13ZM19 126H18L16 129H18ZM33 126H34V125H33ZM116 126H117V125H116ZM124 126H125V125H124ZM154 126H155V125H154ZM198 126H199V124H198ZM218 126H219V125H218ZM218 126H216V128H217ZM221 126H224V125H221ZM244 126H245V125H244ZM0 127H2V125H1ZM23 127H21V128H23ZM42 127H43V126H41L40 129H41ZM49 127H50V126H49ZM59 127H60V126H59ZM113 127H114V125H113ZM122 127H123V126H122ZM122 127H120V128H122ZM167 127H168V126H167ZM184 127H185V126H184ZM189 127H188V128H189ZM212 127H213V126H212ZM252 127H253V126H252ZM252 127H251V129H252ZM3 128H4V127H3ZM7 128L9 129V127H7ZM21 128H20V131L23 130L25 127H24L23 129H21ZM63 128H64V127H63ZM106 128L108 129V126H107ZM125 128H127V127L125 126L124 129H125ZM160 128H161V127H160ZM177 128H178V127H177ZM218 128H219V127H218ZM218 128H217V129H218ZM221 128H222V127H221ZM223 128H224V127H223ZM227 128H228V127H227ZM263 128H264V127H263ZM263 128H261V130H262ZM8 129H6V130H8ZM16 129H15V130H16ZM30 129H31V128H30ZM35 129H37V126H36ZM44 129H45V127H44ZM47 129H48V128H47ZM47 129H46V130H47ZM61 129H62V128H61ZM61 129H60V130H61ZM122 129H123V128H122ZM124 129H123V130H124ZM155 129H156V128H155ZM158 129H159V128H158ZM158 129H156V130H158ZM189 129H190V128H189ZM213 129H215V127H214ZM213 129H212V130H213ZM217 129H216V130H217ZM228 129H229V128H228ZM9 130H10V129H9ZM15 130H13V131H15ZM25 130H26V129H25ZM37 130H38L37 132H39V129H37ZM57 130H58V129H57ZM92 130H93V129H92ZM120 130H121V129H120ZM129 130H130V129H129ZM135 130H136V129H135ZM177 130H178V129H177ZM182 130H183V129H182ZM185 130H187V129H185ZM233 130H234V129H233ZM261 130H260V131H261ZM2 131H3V130H2ZM11 131H12V128H11ZM11 131H10V132L8 131V132L11 134ZM20 131H18V132H20ZM41 131H42V130H41ZM48 131H49V130H47V132H45V133L49 134ZM62 131H64V133H65V130L62 129ZM171 131L173 132V130H171ZM183 131H184V130H183ZM199 131H200V130H199ZM199 131H198V132H199ZM201 131H202V130H201ZM209 131H210V129H209ZM221 131H222V130H221ZM223 131H224V130H223ZM236 131H237V130H236ZM258 131H259V130H258ZM263 131H264V130H263ZM5 132H6V131H5ZM5 132H4V133H5ZM15 132H16V131H15ZM21 132L23 133V131H21ZM31 132H32V131H31ZM33 132H34V130H33ZM33 132H32V133H33ZM35 132H36V131H35ZM49 132H50V131H49ZM58 132H59V130H58ZM95 132H96V131H95ZM205 132H206V131H205ZM218 132H220V131H218ZM255 132H256V131H255ZM1 133H2V132H1ZM42 133H43V132H42ZM42 133H41L42 137H43V135L45 136V133H44V134H42ZM53 133H54V132H53ZM55 133H57V131H56ZM55 133H54V135H55ZM60 133H61V132H60ZM60 133H58V134H60ZM64 133H63V135H64ZM68 133H69V132H68ZM68 133H67V134H68ZM157 133H159V132H157ZM180 133H181V132H180ZM184 133H187V132H184ZM206 133H207V132H206ZM229 133H230V132H229ZM260 133L262 134V131L259 132V134H260ZM29 134H31V133H28L27 135L29 136ZM35 134H36V133H35ZM38 134H39V133H38ZM47 134H46V136H47ZM61 134H62V133H61ZM128 134H130V132H129ZM159 134H160V133H159ZM187 134H188V133H187ZM199 134H200V133H199ZM201 134H202V133H201ZM255 134H256V133H255ZM255 134H254V135H255ZM13 135H14V134H13ZM13 135H12V136H13ZM15 135H16V133H15ZM49 135H52V136H53V134H49ZM65 135H66V133H65ZM131 135H133V134H131ZM189 135H190V133H189ZM196 135H197V134H196ZM262 135H263V134H262ZM2 136H5V135L2 134ZM10 136H11V135H10ZM12 136H11V137H12ZM36 136H37V135H36ZM46 136H45V137H46ZM58 136H59V135H58ZM68 136H69V135H68ZM124 136H125V135H124ZM126 136H127V135H126ZM166 136H167V135H166ZM198 136H199V135H198ZM204 136H205V135H204ZM245 136H246V135H245ZM256 136H257V135H256ZM256 136H255V137H256ZM11 137H8V138L10 139ZM13 137H14V136H13ZM29 137H30V136H29ZM29 137H28V139H29ZM32 137H33V136H32ZM37 137H40V136L38 135ZM45 137H43L42 139H44ZM187 137H189V136H187ZM196 137H197V136H196ZM226 137H227V136H226ZM258 137H259V136H258ZM262 137H264V135H263ZM2 138H3V137H2ZM6 138H7V137H6ZM15 138H16V137H15ZM23 138H24V137H23ZM23 138H22V139H23ZM30 138H31V137H30ZM51 138L54 139L53 137H51ZM112 138H114V137H112ZM131 138H133V136H132ZM184 138H185V136H184ZM189 138H190V137H189ZM204 138H206V137H204ZM228 138H229V136H228ZM231 138H232V137H231ZM251 138H252V137H251ZM260 138H261V137H260ZM28 139H26V140H28ZM31 139H32V138H31ZM40 139H41V138H40ZM48 139H49V138H48ZM65 139H66V138H65ZM99 139H100V138H99ZM114 139H117V138H114ZM114 139H113V140H114ZM192 139H193V138H192ZM192 139H191V140H192ZM194 139H195V137H194ZM194 139H193V140H194ZM213 139H214V138H213ZM215 139H216V138H215ZM215 139H214V141H215ZM225 139H226V138H225ZM237 139H238V138H237ZM263 139H264V138H263ZM5 140L7 141V139H5ZM15 140H16V139L12 140L11 143H12L13 141H15ZM19 140H20V139H19ZM33 140H34V139H33ZM46 140H47V139H46ZM55 140H56V137H55ZM59 140H60V139H59ZM86 140H88V139H86ZM152 140H153V139H152ZM152 140H150V141L152 142ZM211 140H212V139H211ZM227 140H228V139H227ZM9 141H10V140H9ZM20 141H21V140H20ZM22 141H24V140H22ZM29 141H31V140L29 139ZM47 141H48V140H47ZM60 141H61V140H60ZM63 141H65V140L63 139ZM74 141H75V140H74ZM111 141H112V140H110V142H111ZM114 141H115V140H114ZM138 141H139V140H138ZM158 141H159V140H158ZM171 141H172V140H171ZM171 141H170V142H171ZM214 141H213V142H214ZM216 141H218V140H216ZM216 141H215V142H216ZM228 141H229V140H228ZM246 141H247V140H246ZM0 142H1V140H0ZM16 142H18V141L16 140ZM25 142H26V141H25ZM32 142H33V141H32ZM36 142H37V141H36ZM48 142H49V141H48ZM51 142H52V141H51ZM103 142H104V141H103ZM115 142H116V141H115ZM117 142H118V140H117ZM133 142H136V141L133 140ZM161 142H162V141H161ZM213 142H210L211 145H212ZM243 142H244V140H243ZM243 142H242V143H243ZM254 142H255V141H254ZM11 143H8V144H11ZM14 143H15V142H14ZM20 143H21V142H20ZM27 143H28V142H27ZM27 143H26V145H27ZM38 143H39V142H38ZM56 143H57V142H56ZM118 143H119V142H118ZM129 143H130V144H129ZM129 143H128V144L131 145V142H129ZM157 143H159V142H157ZM218 143H220V141H219ZM233 143H234V142H233ZM233 143H231V144H233ZM245 143H247V142H245ZM255 143H256V142H255ZM0 144H1V143H0ZM3 144H4L3 146H6V145L8 146L7 143H6V144L3 143ZM18 144H19V143H18ZM35 144H37V143H35ZM58 144H59V143H58ZM113 144H115V143H112V145H113ZM134 144H135V143H134ZM145 144H146V143H145ZM166 144H167V143H166ZM235 144H236V143H235ZM12 145H13V144H12ZM15 145H16V144H15ZM23 145L25 146V148H28V147H26L25 143H24ZM23 145H22V146H23ZM31 145H32V144H31ZM39 145H40V144H39ZM43 145H44V144H43ZM87 145H88V144H87ZM147 145H148V144H147ZM159 145H161V144L159 143ZM162 145H163V144H162ZM164 145H165V144H164ZM181 145H182V144H181ZM187 145H188V144H187ZM194 145H195V144H194ZM223 145H224V143H223ZM244 145H245V144H244ZM247 145H249V143H247ZM252 145H254L253 142H252ZM13 146H14V145H13ZM17 146H18V145H17ZM17 146H16V151H17ZM28 146L30 147V145H28ZM34 146H35V145H34ZM168 146L171 147V145H170L169 143H168ZM184 146H186V145H185V142H184ZM209 146H210V145H209ZM214 146H215V144H214ZM220 146H221V145H220ZM229 146L232 147L233 145H229ZM263 146H264V145H263ZM0 147H1V146H0ZM9 147H10V145H9ZM14 147H15V146H14ZM18 147H19V146H18ZM35 147H36V146H35ZM44 147H45V146H44ZM84 147H85V146H84ZM111 147H113V146H111ZM117 147H118V146H117ZM117 147H116V148H117ZM122 147H123V146H122ZM144 147H145V146H144ZM153 147H155V146H153ZM157 147H158V146H157ZM218 147H219V145H218ZM218 147H217V148H218ZM223 147H224V146H223ZM234 147H235V146H234ZM241 147L243 148V145H242ZM38 148H39V147H38ZM47 148H48V147L46 146V149H47ZM57 148H58V147H57ZM77 148H78V147H77ZM164 148H165V147H164ZM164 148H163V149H164ZM180 148H181V147H180ZM185 148H186V147H185ZM185 148H184V149H185ZM188 148H189V147H188ZM188 148H187V149H188ZM191 148H192V146H191ZM206 148H207V146H206ZM239 148H240V147H239ZM242 148H241V149H242ZM251 148H252V147H251ZM256 148H257V146H256ZM256 148H255V152H256ZM0 149H1V148H0ZM5 149H6V147H5ZM7 149H9V148L7 147ZM10 149H11V147H10ZM20 149H22V148L20 147ZM110 149H112V148H110ZM154 149H155V148H154ZM154 149H153V150H154ZM160 149H161V148H160ZM167 149H168V148H167ZM167 149H166V151H167ZM172 149H174V148H171V150H172ZM182 149H183V148H182ZM219 149H220V148H219ZM229 149H231V148H229ZM241 149H240V150H241ZM245 149H246V148H244V150H245ZM249 149H250V147H249ZM257 149H258V148H257ZM14 150H15V149H14ZM18 150H19V149H18ZM22 150H23V149H22ZM26 150H27V149H26ZM28 150H29V149H28ZM28 150H27V152H28ZM36 150H37V149H36ZM43 150H44V148H43ZM72 150H73V149H72ZM86 150H87V149H86ZM143 150H144V148H143ZM168 150H170V149H168ZM178 150H180V149H178ZM233 150H234V149H233ZM250 150H251V149H250ZM258 150H259V149H258ZM260 150H261V149H260ZM1 151H4L3 148H2ZM20 151H21V150H20ZM23 151H24V150H23ZM23 151H22V152H23ZM29 151H30V150H29ZM99 151H100V150H99ZM99 151H98V152H99ZM120 151H121V150H120ZM131 151H132V150H131ZM164 151H165V150H164ZM199 151H200V150H199ZM217 151H218V149H217ZM261 151H262V150H261ZM4 152H5V151H4ZM8 152H10V151H8ZM41 152H44V153H45V151H42V150H41ZM47 152H48V150H47ZM53 152H54V151H53ZM57 152H58V151H57ZM60 152H61V151H60ZM60 152H59V153H60ZM68 152H69V151H68ZM100 152H101V154H103L102 151H100ZM103 152H106V151L103 150ZM133 152H135V151H133ZM133 152H132V153H133ZM143 152H144V151H143ZM151 152H152V151H151ZM222 152H223V150H222ZM234 152H235V150H234ZM238 152H239V151H238ZM255 152H254V153H255ZM48 153H49V152H48ZM59 153H58V154H59ZM61 153H62V152H61ZM61 153H60V154H61ZM70 153H71V151H70ZM106 153H107V152H106ZM139 153H140V152H139ZM179 153H180V152H179ZM239 153H240V152H239ZM247 153H248V152H247ZM258 153H259V152L257 151L256 155H258ZM6 154H7V153H6ZM8 154H9V153H8ZM8 154H7L6 156L10 157V156H9L10 154H11V156H12V153H10L9 155H8ZM16 154H17V152H16ZM16 154H14V155H16ZM19 154L21 155V152H20ZM31 154H32V152H31ZM38 154H39V153H38ZM53 154H54V153H53ZM64 154H65V153H64ZM92 154H93V153H92ZM94 154H95V153H94ZM145 154H146V153H145ZM148 154H150V152H149V153L147 152V155H146V156H148ZM152 154H153V153H152ZM154 154H155V153H154ZM208 154H209V153H208ZM244 154H246V152H245ZM260 154H261V153H260ZM28 155H29V154H28ZM50 155H52V154H50ZM65 155H66V154H65ZM69 155H71V154H69ZM96 155H97V153H96ZM98 155H99V154H98ZM141 155H143V153H142ZM150 155H151V154H150ZM165 155H166V154H165ZM230 155H231V154H230ZM246 155H247V154H246ZM249 155H250V154H249ZM261 155H262V154H261ZM1 156H2V155H1ZM60 156H62V154H61ZM103 156H104V155H103ZM107 156H108V155H107ZM107 156H106V157H107ZM128 156H129V155H128ZM144 156H145V155H144ZM203 156H204V155H203ZM220 156H221V155H220ZM225 156H226V154H225ZM225 156H224V157H225ZM247 156H248V155H247ZM253 156H254V155H253ZM253 156H252V159L255 158V157H253ZM3 157H4V155H3ZM8 157H6V158H8ZM26 157H27V154H26ZM32 157H33V156H32ZM35 157H37V155L34 156V159H35ZM43 157H44V155H43ZM52 157H54V156H52ZM76 157H77V156H76ZM90 157H91V155H90ZM108 157H109V156H108ZM141 157H143V156H141ZM176 157H177V156H176ZM180 157H181V156H180ZM180 157H179V158H180ZM222 157H223V156H222ZM224 157H223V158H224ZM227 157H229V156H227ZM227 157H226V159H227ZM241 157H242V155H241ZM259 157H260V156H259ZM6 158H5V160H6ZM11 158H12V157H11ZM17 158H19V156H18ZM17 158H16V160H17ZM39 158H40V157H39ZM111 158H112V157H111ZM117 158H118V157H117ZM177 158H178V157H177ZM232 158H233V157H232ZM235 158H238V157H235ZM239 158H240V157H239ZM1 159H3V158H1ZM8 159H9V158H8ZM12 159H13V158H12ZM20 159H21V158H20ZM26 159H27V158H26ZM36 159H37V158H36ZM43 159H45V158H43ZM56 159H57V158H56ZM60 159H61V158H60ZM77 159H78V158H77ZM83 159H84V158H83ZM97 159H98V158H97ZM134 159H136V157H134ZM180 159H181V158H180ZM182 159H184V156H183ZM214 159H216V158H214ZM224 159H225V158H224ZM226 159H225V160H226ZM13 160H14V159H13ZM21 160H22V159H21ZM30 160H31V157H30ZM40 160H41V158H40ZM50 160L53 161V159H50ZM126 160H127V159H126ZM139 160H140V159H139ZM172 160H173V159H172ZM238 160H240V159H238ZM248 160H249V159H248ZM262 160H263V158H262ZM10 161H11V159H10ZM18 161H19V160H18ZM27 161H28V160H27ZM31 161H34V160H31ZM47 161H49V158H48ZM54 161H55V159H54ZM60 161H61V160H60ZM95 161H96V159H95ZM210 161H211V159H210ZM212 161H213V160H212ZM223 161H224V160H223ZM233 161H234V159H233ZM236 161H237V160H236ZM242 161H243V158H242ZM244 161H245V160H244ZM253 161H254V160H253ZM8 162H9V161H7V163H8ZM11 162H12V161H11ZM11 162H10V165H11ZM19 162H20V161H19ZM137 162H139V161H137ZM213 162H214V161H213ZM254 162L256 163V161H254ZM15 163H16V162H15ZM27 163L30 165L29 162H27ZM33 163H35V162H33ZM127 163H128V162H127ZM127 163H126V165H127ZM129 163H131L130 160H129ZM146 163H147V162H146ZM148 163H149V162H148ZM210 163H212V162H210ZM232 163H233V162H232ZM235 163H236V162H235ZM235 163H234V164H235ZM237 163L239 164V162H237ZM252 163H253V162H252ZM261 163H262V162H261ZM16 164H17V163H16ZM38 164H39V163H38ZM44 164H45V163H44ZM44 164H43V165H44ZM65 164H66V163H65ZM120 164H121V163H120ZM133 164H134V163H133ZM133 164H132V165H133ZM143 164H144V162H143ZM143 164H142V165H143ZM218 164H219V163H218ZM222 164H223V163H222ZM244 164H246V163H244ZM247 164H248V163H247ZM0 165L2 166V164H0ZM8 165H9V164H8ZM8 165H6V166H8ZM24 165H25V164H24ZM57 165H58V164H57ZM67 165H68V164H67ZM91 165H92V164H91ZM123 165H124V164H123ZM137 165L139 166V163H138ZM137 165H136V166H137ZM209 165H210V164H209ZM213 165H216V164L214 163ZM219 165H220V164H219ZM230 165H231V164H230ZM240 165H243V163H240ZM1 166H0V167H1ZM4 166H5V165H4ZM4 166H3V167H4ZM21 166H23V165H21ZM47 166H48V165H47ZM49 166H50V164H49ZM59 166H61V165H59ZM69 166H70V165H69ZM124 166H125V165H124ZM124 166H123V167H124ZM127 166H128V165H127ZM130 166H131V165H130ZM222 166H223V165H222ZM233 166H234V165H233ZM233 166H232V167H233ZM245 166H246V165H245ZM11 167H14V168H15L14 165L11 166ZM11 167H10V168H11ZM24 167H25V166H24ZM26 167H27V165H26ZM26 167H25V169H23V171H25V170L28 168V167H27V168H26ZM40 167H41V166H40ZM51 167H53V166H51ZM51 167H50V169H49L50 172H48V173H50V174H51V171H53V170H51ZM76 167H77V166H76ZM91 167H92V166H91ZM109 167H110V166H109ZM144 167H145V166H144ZM152 167H153V166H152ZM10 168H9V169H10ZM33 168H34V167H33ZM36 168H38V167H36ZM44 168H45V167H44ZM48 168H49V167H48ZM146 168H147V167H146ZM210 168H211V167H210ZM215 168H216V167H215ZM224 168H225V167H224ZM1 169H3V168L1 167ZM1 169H0V170H1ZM4 169H5V167H4ZM4 169H3V171H4ZM12 169H13V168H12ZM91 169H92V168H91ZM109 169H110V168H109ZM113 169H114V168H113ZM121 169H122V167H121ZM132 169H133V167H132ZM132 169L130 168L131 171H132ZM241 169H242V168H241ZM15 170H16V169H15ZM31 170H34V169H31ZM39 170H40V169H39ZM54 170H55V169H54ZM62 170H63V169H62ZM64 170H65V169H64ZM64 170H63V171H64ZM104 170L106 171L105 168H104ZM145 170H147V169H145ZM222 170H223V169H222ZM237 170H238V169H237ZM255 170H256V169H255ZM1 171H2V170H1ZM19 171H20V170H19ZM19 171H17V172H19ZM35 171H36V169H35ZM44 171H45V170H44ZM55 171L57 172L58 170H55ZM60 171H61V170H60ZM66 171H67V170H66ZM75 171H76V168H75ZM107 171H108V170H107ZM112 171H113V170H111V172H112ZM122 171H123V170H122ZM213 171H214V170H213ZM213 171H211L210 173H212ZM219 171H221V170H219ZM232 171H234V170L232 169ZM251 171H252V170H251ZM8 172H9V171H8ZM21 172H22V169H21ZM39 172H40V171H39ZM39 172H37V174H38ZM53 172H54V171H53ZM58 172H59V171H58ZM58 172H57V173H58ZM91 172H92V171H91ZM113 172H115V171H113ZM119 172L121 173L120 170H119ZM125 172H126V171H125ZM148 172H149V171H148ZM215 172L218 173L217 170H216ZM223 172H225V171H223ZM229 172H230V171H229ZM246 172H247V170H246ZM5 173H6V172H5ZM28 173H29V172H28ZM28 173H27V174H28ZM35 173H36V172H35ZM35 173H34V174H35ZM60 173H62V171H61ZM74 173H75V172H74ZM106 173H107V172H106ZM120 173H119V174H120ZM122 173H123V172H122ZM133 173H134V172H133ZM136 173H137V172H136ZM151 173H152V172H151ZM193 173H194V171H193ZM201 173H202V172H201ZM234 173H235V172H234ZM236 173H237V172H236ZM11 174H12V173H11ZM14 174H15V172H14ZM17 174H20V172L17 173ZM21 174H22V173H21ZM45 174H46V173H45ZM108 174H109V173H108ZM126 174H128V173H126ZM126 174L124 173V175H126ZM227 174H228V173H227ZM250 174H251V173H250ZM0 175H1V174H0ZM54 175H55V173H54V174L52 173V176H54ZM61 175H62V174H61ZM68 175H69V173H68ZM110 175H111V174H110ZM242 175H243V174H242ZM8 176H9V174H8ZM8 176L6 175V177H5V176H4V177L7 178ZM21 176H22V175H21ZM21 176H20V177H21ZM25 176H26V175H25ZM34 176H35V175H33L32 177H34ZM40 176H42V174H40ZM52 176H51V177H52ZM59 176H60V175H59ZM59 176H58V178H55V179H56V180L58 179V180L61 181V179H59ZM90 176H91V175H90ZM104 176H105V175H104ZM104 176H103V177H104ZM106 176H108V175L106 174ZM116 176H117V175H116ZM116 176H115V177H116ZM120 176H121V175H120ZM120 176L118 175L117 178H116V180H117L118 177H120ZM134 176H135V175H134ZM137 176H138V175H136V177H137ZM146 176H147V175H146ZM152 176H153V175H152ZM154 176H155V174H154ZM158 176H159V175H158ZM167 176H168V175H167ZM255 176H256V175H255ZM0 177H1V176H0ZM14 177H15V176L13 175V178H14ZM20 177H19V178H20ZM29 177H30V176H29ZM36 177H37V176H36ZM43 177H44V176H43ZM55 177H57V176H55ZM65 177H66V175H65ZM96 177H99V176H96ZM100 177H101V176H100ZM121 177H122V176H121ZM126 177H128V176H126ZM138 177L143 178V177H141V175L138 176ZM164 177H165V176H164ZM170 177H171V176H170ZM240 177H242V176H240ZM1 178H3V175H2ZM5 178H3V180H4ZM8 178H11V176H9ZM8 178H7V179H8ZM13 178H12V180H13ZM22 178H23V177H22ZM27 178H28V177H27ZM44 178H45V177H44ZM46 178L48 179V177H46ZM49 178H50V177H49ZM60 178H61V177H60ZM92 178H95V177H92ZM105 178H106V177H105ZM108 178H109V177H108ZM108 178H107V179H108ZM147 178H148V177H147ZM147 178H146V179H147ZM255 178H256V177H255ZM14 179H16V178H14ZM20 179H21V178H20ZM33 179H35V178H33ZM42 179H43V178H42ZM53 179H54V178H53ZM53 179H52V180L48 179V181H49V180H50V182H51V181H54ZM66 179H67V178H66ZM66 179H65V180H66ZM69 179H71V178H68V180H69ZM85 179H86V178H85ZM95 179H96V178H95ZM98 179H101V178H98ZM103 179H104V178H103ZM103 179H101V180H103ZM111 179H112V178H111ZM119 179H121V178H119ZM208 179H209V178H208ZM245 179H246V178H245ZM251 179H253V178H251ZM5 180H6V179H5ZM21 180L23 181V180H25V179H21ZM21 180H19V181H21ZM27 180H28V179H27ZM63 180H64V179H63ZM91 180H92V179L90 178V180H87V181H89V183L91 182L90 184L94 185V184H93L94 182H92ZM101 180H100V181H101ZM108 180H110V178H109ZM122 180H123V177H122ZM126 180H127V179H126ZM154 180H155V178H154ZM178 180H179V178H178ZM218 180H219V179H218ZM218 180H217V181H218ZM254 180H255V179H254ZM256 180H257V179H256ZM9 181H10V179H9ZM28 181H29V180H28ZM35 181H37V180H35ZM35 181H34V185H36V182H35ZM48 181H46V182H48ZM76 181H77V180H75V182H76ZM98 181H99V180H98ZM103 181H104V180H103ZM103 181H102V182H103ZM134 181H135V179H134ZM138 181H139V180H138ZM147 181H148V180H147ZM172 181H173V180H172ZM183 181H184V180H183ZM243 181H246V180L243 179ZM260 181H261V180H260ZM2 182H3V181H2ZM12 182H13V181H12ZM14 182H15V181H14ZM38 182H39V181H38ZM46 182H45V185H46ZM50 182H49V183H50ZM66 182L68 183V181H66ZM105 182H106V181H104L103 184H104ZM115 182H117V181H115ZM125 182H126V181H125ZM156 182H157V181H156ZM163 182H164V181H163ZM256 182H257V181H256ZM22 183H23V182H22ZM27 183H28V182H27ZM53 183H55V182H53ZM56 183H57V182H56ZM56 183H55V184H56ZM67 183L64 182V184H66V185H62V184H61V185H62V186H68ZM70 183H71V182H70ZM85 183H86V182H85ZM108 183H109V182H108ZM108 183H107L106 188L108 187ZM135 183H136V182H135ZM137 183L139 184V182H137ZM141 183H142V182H141ZM170 183H171V182H170ZM237 183H238V182H237ZM245 183H247V182H245ZM252 183H253V182H252ZM257 183L260 184L259 182H257ZM3 184H4V182H3L1 185H3ZM5 184H6V183H5ZM5 184H4V185H5ZM13 184H14V183H13ZM20 184H21V183H20ZM29 184H30V182H29ZM73 184H74V182H73ZM73 184H72V185H73ZM75 184H76V183H75ZM77 184H78V182H77ZM101 184H102V183H101ZM101 184H100V185H101ZM103 184H102V187H103ZM151 184H152V182H151ZM156 184H157V183H156ZM167 184H168V183H167ZM211 184H212V183H211ZM243 184H244V183H243ZM4 185H3V186H4ZM9 185H10V184H9ZM15 185L17 186V183H15ZM15 185H13V186H15ZM23 185H24V183L22 184V188H23ZM25 185L27 186L28 184L25 183ZM43 185H44V184H42V187H43ZM45 185H44V186H45ZM47 185H48V184H47ZM47 185H46V187H43V188H45V189L47 188L46 191H48V187H47ZM49 185H51V184H49ZM49 185H48V186H49ZM59 185H60V184H59ZM70 185H71V184H69V187L71 188ZM79 185L81 186V183H80ZM82 185H84V187H85L86 184H83V183H82ZM96 185H97V183L95 182V186H96ZM98 185H99V184H98ZM110 185H111V182H110L109 186H110ZM115 185H116V184H115ZM120 185H121V183H120ZM123 185H124V183H123ZM160 185H161V184H160ZM224 185H225V184H224ZM239 185H241V184H239ZM251 185H253V184H251ZM251 185H250V186H251ZM255 185H256V184H255ZM3 186H2V187L0 186L1 189H3ZM6 186H7V185H6ZM6 186H4V188H5ZM26 186H24V187H26ZM32 186H33V185H32ZM38 186L40 187V185H38ZM56 186H57V185H56ZM75 186H77V188H78V185H75ZM88 186H89V185H88ZM112 186H113V184H112ZM116 186L118 187V185H116ZM136 186H137V185H136ZM142 186H143V184H142ZM147 186H148V185H146V187H147ZM151 186H152L153 188L155 187V186H153V185H151ZM168 186H170V185H168ZM242 186H243V185H241V187H242ZM7 187H8V186H7ZM10 187H11V185H10ZM34 187H35V186H34ZM34 187H33V188H34ZM84 187H83V188H84ZM92 187H93V186H92ZM104 187H105V186H104ZM170 187H171V186H170ZM172 187L175 188V186H172ZM192 187H193V186H192ZM234 187H235V186H234ZM261 187H263L262 184H261ZM15 188H16V187H15ZM19 188H20V186H19ZM52 188H54V187L52 186ZM52 188L50 189V187H49V190H52ZM55 188H57V192L60 191V190H58V187H55ZM59 188H60V187H59ZM63 188H65V187H63ZM66 188H67V187H66ZM66 188H65V189H66ZM70 188H69V191H72V188H71V190H70ZM81 188H82V187H81ZM88 188H89V187H88ZM112 188H114V186H113ZM112 188H110V189H112ZM120 188H121V187H120ZM126 188H129V187H126ZM148 188H149V187H148ZM190 188H191V187H190ZM204 188H205V187H204ZM245 188H246V187H245ZM1 189H0V190H1ZM9 189H11V188H8V190H9ZM23 189H25V188H23ZM26 189H29V188L27 187ZM26 189H25L24 191H26ZM61 189H62V187H61ZM94 189H95V188H94ZM94 189H93V190H94ZM122 189H123V188H122ZM158 189H160V188H158ZM172 189H173V188H171L170 191H171ZM177 189H179V188H177ZM251 189H253V188H251ZM255 189H256V188H254V190H255ZM3 190L5 191V189H3ZM3 190H2V191H3ZM17 190H18V191H17L16 193L19 192V189H17ZM20 190H21V188H20ZM30 190H32V189H30ZM40 190H41V188H40ZM53 190H54V189H53ZM55 190H56V189H55ZM66 190H67V189H66ZM74 190H75V189H74ZM93 190H92V191H93ZM101 190H102V189H101ZM104 190H105V188H103V191H104ZM112 190H113V189H112ZM128 190H129V189H128ZM137 190H138V189H137ZM141 190H142V189H141ZM249 190H250V189H249ZM260 190H261V189H260ZM4 191H3V192H4ZM24 191H23V193H24ZM28 191H29V190H28ZM117 191H119V189H118ZM125 191H126V190H125ZM125 191H124V192H125ZM131 191H132V190H131ZM157 191H158V190H157ZM173 191H174V189H173ZM175 191H176V190H175ZM179 191H180V190H179ZM179 191H177V192H179ZM208 191H209V190H208ZM237 191H238V190H237ZM237 191H236V192H237ZM243 191H244V190H243ZM251 191H253V190H251ZM255 191H256V190H255ZM258 191H259V189H258ZM258 191H257V193H258ZM12 192H13V191H12ZM26 192H27V191H26ZM26 192H25V193H26ZM36 192H37V191H36ZM42 192H45V190L42 191ZM54 192H56V191H54ZM61 192H62V191H61ZM61 192H58V193H61ZM90 192H91V191H90ZM97 192H102V191H97ZM97 192H96V193H97ZM104 192H105V191H104ZM113 192H115V191L113 190ZM122 192H123V190H122ZM129 192H130V191H128V193H129ZM153 192H154V191H153ZM182 192H183V191H182ZM225 192H226V191H225ZM261 192H262V191H261ZM13 193H15V192H13ZM16 193H15V194H16ZM21 193H22V192H21ZM23 193H22V194H23ZM29 193H30V191H29ZM34 193H35V192H34ZM34 193H33V194H34ZM37 193H38V192H37ZM37 193H36V194H37ZM49 193H50V192H49ZM49 193H48V195H49ZM52 193H53V191L50 193L51 196H52ZM75 193H77V192H75ZM88 193H89V191H88ZM102 193H103V192H102ZM105 193H106V192H105ZM131 193H133V192H131ZM139 193H140V192H139ZM145 193H146V192H145ZM227 193H228V192H227ZM243 193H244V192H243ZM11 194H12V193H11ZM18 194H20V193H18ZM36 194H35V196H36ZM39 194H40V193H39ZM39 194H38V195H39ZM45 194H47V192H46ZM45 194H44V195H45ZM53 194H55V193H53ZM68 194H69V193H68ZM82 194H83V193H82ZM82 194H81V195H82ZM86 194H87V192H86ZM89 194H91V196L93 195L92 193H89ZM100 194H101V193H100ZM100 194H99V195H100ZM109 194H110V193H109ZM114 194H115V193H114ZM118 194H119V193H118ZM126 194H127V192H126ZM141 194H142V193H141ZM164 194H165V193H164ZM181 194H182V193H181ZM181 194H180V195H181ZM240 194H241V193H240ZM240 194H239V195H240ZM2 195H3V194H2ZM5 195H6V194H5ZM12 195H14V194H12ZM12 195H11V196H12ZM31 195H32V194H31ZM38 195H37V196H38ZM42 195H43V194H42ZM56 195H57V193H56ZM72 195H75V194L73 193V194H71V196H72ZM76 195H77V194H76ZM78 195H79V190H78ZM105 195H106V194H105ZM110 195H112V192H111ZM110 195H108V196L110 197ZM122 195H123V194H122ZM127 195H128V194H127ZM129 195H130V193H129ZM131 195H132V194H131ZM254 195H255V194L253 193V196H254ZM16 196H17V195H16ZM18 196H19V195H18ZM18 196H17V197H18ZM26 196H27V195H26ZM35 196H34V200H36V199H35ZM59 196H60V195H58V197H59ZM86 196H87V195H86ZM86 196H85V197H86ZM103 196H104V195H103ZM112 196H113V195H112ZM217 196H218V195H217ZM231 196H232V195H231ZM256 196H257V194H256ZM4 197H5V196H3L2 199H5L4 201H6V198H8L9 196L7 195L6 198H4ZM24 197H25V195H22V196H21V198H24ZM29 197H30V194H29ZM44 197H45V196H44ZM56 197H57V196H56ZM67 197H68V196H67ZM75 197H76V196H75ZM80 197H82V196H80ZM88 197H89V196H87L86 199H88ZM93 197H94V195H93ZM96 197H97V196H96ZM123 197H124V196H123ZM128 197H129V196H128ZM138 197H139V199H140V195H139V194H138ZM149 197H150V195H149ZM171 197H172V196H171ZM181 197H182V196H181ZM181 197H180V198H181ZM224 197H225V196H224ZM236 197H237V196H236ZM260 197H261V195L259 196V198H260ZM11 198H12V197H11ZM13 198H14V196H13ZM13 198H12V199H13ZM15 198H16V197H15ZM19 198H20V197H18V199H19ZM40 198H41V197H40ZM47 198H48V197H47ZM49 198L52 199L51 197H49ZM49 198H48V199H49ZM73 198H74V197H73ZM83 198H84V197H83ZM115 198H116V195H115ZM118 198H120V195H119ZM135 198H136V197H135ZM183 198H184V196H183ZM219 198H220V197H218L217 200H219ZM227 198H228V197H227ZM240 198H241V196H240ZM244 198H245V197H244ZM251 198H252V197H251ZM16 199H17V198H16ZM28 199H29V198H28ZM42 199H43V197H42ZM44 199H45V198H44ZM44 199H43V200H44ZM60 199L63 200L62 196L60 197ZM60 199L58 198L57 200H60ZM68 199H69V198H68ZM80 199H81V198H80ZM89 199H90V197H89ZM111 199H112V198H111ZM111 199H110V201H111ZM229 199H230V198H229ZM260 199L263 200V198H260ZM25 200H26V199H25ZM34 200H33V201H34ZM40 200H41V199H40ZM40 200H39V201H40ZM46 200H47V199H46ZM55 200H56V198H55ZM77 200H78V197H77ZM121 200H123V201H121V202H124V201H125L124 199H121ZM162 200H163V199H162ZM237 200H238V199H237ZM16 201H18V200H16ZM29 201H30V200H29ZM37 201H38V200H37ZM37 201H36V202L34 201V202L37 203ZM41 201H42V200H41ZM47 201H48V200H47ZM78 201H79V200H78ZM83 201H84V199H83ZM155 201H156V199H155ZM182 201H183V200H182ZM49 202H50V201H49ZM49 202H47V203H49ZM53 202H54V201H53ZM56 202H57V201H56ZM56 202H55V203H56ZM58 202H59V201H58ZM68 202H69V201H68ZM80 202H82V201H80ZM105 202H106V198H105ZM114 202H116V201H114ZM200 202H201V201H200ZM216 202H217V201H216ZM242 202H243V201H242ZM263 202H264V201H263ZM1 203H2V202H1ZM1 203H0V204H1ZM6 203H7V201H6ZM13 203H14V202H13ZM24 203H25V202H24ZM41 203H42V202H41ZM45 203H46V202H45ZM51 203H52V201H51ZM60 203H61V202H60ZM62 203H63V202H62ZM69 203H70V202H69ZM76 203H77V202H76ZM89 203H90V202H89ZM89 203H88V204H89ZM106 203H107V202H106ZM110 203H111V202H110ZM141 203H142V202H141ZM184 203H186V201H184ZM187 203H188V202H187ZM253 203H254V202H253ZM31 204L33 205V203H31ZM31 204H30V205H31ZM39 204H40V203H39ZM42 204H44V202H43ZM52 204H53V203H52ZM52 204H50V205H52ZM56 204H57V203H56ZM70 204H71V203H70ZM72 204H73V203H72ZM80 204H81V203H80ZM119 204H120V203H119ZM138 204H140V202H139ZM188 204H191V203L189 202ZM217 204H219V202H218ZM226 204H228V203L226 202ZM234 204H235V202H234ZM248 204H249V203H248ZM4 205H5V202H4ZM6 205H7V204H6ZM9 205H10V204H9ZM9 205H8V206H9ZM20 205H21V204H20ZM59 205H60V204H59ZM61 205H62V204H61ZM74 205H75V204H74ZM90 205H91V204H90ZM100 205H101V204H100ZM104 205H105V204H104ZM122 205H123V203H121V206H122ZM145 205H146V204H145ZM173 205H174V204H173ZM240 205H241V204H240ZM249 205H250V204H249ZM8 206H7V207H8ZM10 206H13V207H11V208L14 209V204H13V205L11 204ZM21 206H22V205H21ZM21 206H20V207H21ZM53 206H54V208H55V205H54V204H53ZM53 206H52V207H53ZM64 206H65V205H64ZM72 206H73V205H72ZM75 206H76V205H75ZM92 206H93V205H91L90 207H92ZM119 206H120V205H119ZM138 206H139V205H138ZM204 206H205V205H204ZM3 207H4V206H2V204H1V209H2ZM16 207H17V206H16ZM22 207H23V206H22ZM22 207H21V208H22ZM35 207H36V206H35ZM37 207H42V206L37 205ZM43 207H44V206H43ZM48 207H50V206L48 205ZM57 207H58V206H57ZM87 207H88V206H87ZM109 207H111V206H109ZM109 207H108V208H109ZM115 207H117L116 204H115ZM115 207L112 206V208H115ZM126 207H127V206H126ZM191 207H192V206H191ZM193 207H194V205H193ZM195 207H197V206H195ZM195 207H194V208H195ZM208 207H209V206H208ZM213 207H215V206H213ZM230 207H231V205H230ZM11 208L9 207V209H11ZM26 208H27V207H26ZM46 208H47V207H46ZM46 208H45V211H46ZM80 208H81V210L84 209L83 207H79V209H80ZM82 208H83V209H82ZM103 208H104V207H103ZM108 208H107V209H108ZM112 208H110V209H111V210H114V209H112ZM123 208H125V207L123 206ZM128 208H129V207H128ZM141 208H142V207H141ZM201 208H202V206H201ZM235 208H236V207H235ZM5 209H6V208H4V210H3V213H2L3 215L0 214V215H2V217L0 216L1 219H2V220L0 219V221H2V222H0V223H2V225L5 224V220H7L9 217H12V216H13V214H11V213L13 212V211H12V212L9 214V216L7 217L5 214L9 213L10 211H7V210L5 211ZM7 209H8V208H7ZM23 209L26 210V209H25V206L23 207ZM35 209H38V212H39V208H35ZM41 209H42V208H41ZM61 209H62V207L60 206V210H61ZM91 209H92V208H91ZM105 209H106V207L104 208V210H105ZM119 209H120V208H119ZM197 209H198V208H195L196 211H197ZM209 209H210V208H209ZM213 209H214V208H213ZM215 209H217V208H215ZM218 209H221V208H218ZM243 209H244V208H243ZM19 210H21V209H19ZM30 210H31V208H30ZM51 210H52V208H51ZM62 210H63V209H62ZM74 210H75V209H74ZM84 210H85V209H84ZM84 210H83V211H84ZM86 210H87V209H86ZM88 210H89V209H88ZM96 210H97V208H96ZM98 210H100V209L98 208ZM117 210H118V208H117ZM117 210H116V211H117ZM127 210H128V209H127ZM203 210H204V209H203ZM211 210H212V209H211ZM1 211H2V210H1ZM36 211H37V210H36ZM41 211H42V210H41ZM49 211H50V210H49ZM49 211H48V213H49ZM52 211H54V210H52ZM72 211H73V210H72ZM77 211H78V210H77ZM108 211H110V210H108ZM118 211H119V210H118ZM150 211H151V210H150ZM163 211H164V210H163ZM196 211H195V212H196ZM220 211H221V214H223V210L221 209ZM239 211H240V210H239ZM239 211H238V212H239ZM241 211H242V210H241ZM241 211H240V212H241ZM250 211H251V210H250ZM260 211H261V210H260ZM55 212H56V211H54V213H55ZM57 212H58V210H57ZM79 212H80V211H79ZM81 212H82V211H81ZM87 212H88V211H87ZM105 212H106V211H105ZM114 212H115V211H114ZM140 212H142V211L140 210ZM156 212H157V211H156ZM212 212H214V211H212ZM217 212H219V211H217ZM234 212H235V211H234ZM262 212H263V211H262ZM262 212H261V213H262ZM0 213H1V212H0ZM13 213H14V212H13ZM15 213H16V211H15ZM18 213H19V212H18ZM21 213H22V212H21ZM21 213H19V214H20L19 216H22L23 213H25V212H23L22 215H21ZM45 213H46V212H44V210H43V214H44V215H45ZM52 213H53V212H52ZM66 213H68V212H66ZM66 213H65V215H67ZM116 213H117V212H116ZM142 213H143V212H142ZM150 213H151V212H150ZM180 213L183 214V212H180ZM25 214H26V213H25ZM39 214H40V213H39ZM39 214H38V215H39ZM83 214H84V213H83ZM106 214H107V213H106ZM109 214H110V213H109ZM111 214H112V212H111ZM111 214H110V215H111ZM119 214H120V213H119ZM156 214H157V213H156ZM187 214H189V213H187ZM192 214H193V213H192ZM218 214H220V213H218ZM218 214H217V215H218ZM254 214H255V213H254ZM26 215H27V214H26ZM26 215H24V216H26ZM29 215H30V214H29ZM35 215H36V214H35ZM41 215H42V213H41ZM52 215H53V216H54V215L56 216V214H52ZM85 215H86V214H85ZM141 215H142V214H141ZM154 215H155V214H154ZM159 215H160V214H159ZM193 215H194V214H193ZM210 215H211V213H210ZM217 215H216V213H215L214 216H217ZM231 215H232V214H231ZM233 215H234V214H233ZM39 216H40V215H39ZM42 216H43V215H42ZM47 216H48V215H47ZM50 216H51V215H50ZM111 216H112V215H111ZM119 216H120V215H119ZM122 216H123V215H122ZM122 216H121V218H122ZM124 216H125V215H124ZM190 216H192V215H190ZM227 216H229V215H227ZM260 216H261V215H260ZM262 216H263V215H262ZM5 217H7V219H5ZM57 217H58V216H57ZM82 217H84V215H82ZM113 217H114V216H113ZM128 217H129V216H128ZM144 217H145V215H144ZM146 217H150V216H146ZM146 217H145V218H146ZM206 217H207V216H206ZM246 217H247V216H246ZM14 218H15V217H14ZM22 218H23V216H22ZM26 218H28V217H26ZM30 218L32 219V214H31V217H29V219H30ZM33 218H34V217H33ZM42 218H43V217H42ZM44 218H45V216H44ZM62 218H65V217H62ZM66 218H67V217H66ZM68 218H69V217H68ZM68 218H67V219H68ZM109 218H110V217H109ZM114 218H115V217H114ZM119 218H120V217H118V219H119ZM129 218H131V217H129ZM145 218H144V219H145ZM185 218H186V217H185ZM187 218H188V217H187ZM190 218H191V217H190ZM199 218H200L201 220L204 219V218H201V217H199ZM226 218H227V217H226ZM247 218H248V217H247ZM258 218H259V217H258ZM12 219H13V218H12ZM17 219H18V218H17ZM20 219H21V218H20ZM38 219H39V221H40V218H38ZM47 219H48V218H47ZM52 219H54V218H52ZM75 219H76V218H75ZM85 219H86V218H85ZM88 219H89V218H88ZM100 219H101V218H100ZM100 219H99V220H100ZM102 219H105V218H102ZM112 219H113V218H112ZM118 219H117V220H118ZM123 219H125V218H123ZM127 219H128V218H127ZM149 219H150V218H149ZM159 219H160V218H159ZM161 219H162V218H161ZM191 219H192V218H191ZM194 219H195V218H194ZM206 219H207V218H206ZM211 219L213 220V218H211ZM248 219H249V218H248ZM255 219H256V218H255ZM260 219H261V218H260ZM260 219H258V220L260 221ZM13 220H14V219H13ZM34 220L36 221V218H35ZM56 220H57V221H56ZM73 220H74V219H73ZM79 220H81V219H79ZM79 220H78V221H79ZM89 220H90V219H89ZM108 220H110V219H108ZM113 220H114V219H113ZM115 220H116V218H115ZM128 220H129V219H128ZM132 220H133V219H132ZM132 220H131V221H132ZM172 220H173V219H172ZM183 220H184V219H183ZM227 220H228V218H227ZM233 220H235V219H233ZM250 220H251V219H250ZM258 220H257V221H258ZM15 221H16V220H15ZM15 221H14V222H15ZM30 221H31V220H30ZM37 221H38V220H37ZM54 221L59 222V220L56 219V217H55V220H54ZM86 221H87V220H86ZM86 221H85V222H86ZM111 221H112V220H111ZM124 221H125V220H124ZM144 221H145V220H144ZM146 221H149V222H150V220H147V219H146ZM164 221H165V220H164ZM213 221H214V220H213ZM213 221H212V222H213ZM224 221H225V220H224ZM230 221H231V219H230ZM239 221H240V220H239ZM24 222H25V219H24ZM24 222H23V220H22V222H19V223H20V224H22V223L24 224ZM32 222H33V221H32ZM71 222H72V220H71ZM76 222H77V221H76ZM93 222H94V221H93ZM104 222H105V221H104ZM106 222H107V220H106ZM133 222H135V221H133ZM149 222H148V223H149ZM201 222H202V221H201ZM207 222H208V221H207ZM245 222H246V221H245ZM260 222H261V221H260ZM260 222H258V223H260ZM262 222H263V221H262ZM262 222H261V223H262ZM10 223H11V221H10ZM16 223H18V222H16ZM37 223H38V222H37ZM47 223H48V222H47ZM65 223H66V222H65ZM77 223H78V222H77ZM81 223H82V221H81ZM83 223H84V222H83ZM88 223H89V221H88ZM112 223H113V221H112ZM114 223H116V221H114ZM117 223H118V222H117ZM117 223H116V224H117ZM119 223H121V222H119ZM148 223H147V224H148ZM162 223H163V222H162ZM162 223H161V224H162ZM164 223H166V221H165ZM203 223H204V222H203ZM251 223L253 224V222H251ZM255 223H256V222H255V220H254V224H255ZM14 224H15V223H14ZM42 224H43V223H42ZM49 224H50V223H49ZM56 224H57V223H56ZM58 224H60V223H58ZM92 224H93V223H92ZM94 224H95V223H94ZM116 224H115V225H116ZM126 224H127V223H126ZM126 224H125V225H126ZM131 224H133V223H131ZM135 224H136V222H135ZM144 224L146 225V223H144ZM158 224H160L159 221H158ZM191 224H193V221H192ZM204 224H205V223H204ZM224 224H225V223H224ZM224 224H222V225H224ZM245 224H246V223H245ZM262 224H263V223H262ZM27 225H28V224H27ZM32 225H34V223H33ZM38 225H39V224H38ZM40 225H41V224H40ZM43 225H44V224H43ZM71 225H73V224H71ZM95 225H96V224H95ZM95 225H94V226H95ZM115 225H114V226H115ZM128 225H129V223H128ZM149 225H150V224H149ZM168 225H169V224H168ZM168 225H167V226H168ZM208 225H209V224H208ZM238 225H239V224H238ZM256 225H257V224H256ZM259 225H260V227H261V224H259ZM7 226H10V225H7ZM7 226H6V228H7ZM16 226H17V227H16L17 229H13V228H12V227H14V225H13V226L11 225L10 227H11L13 230L16 231V230H18V224H16ZM48 226H49V225H48ZM52 226H54V225H52ZM58 226H59V225H58ZM61 226H62V224H61ZM83 226H84V225H83ZM90 226H91V225H90ZM90 226H88V227H90ZM94 226H93V227H94ZM112 226H113V225H112ZM132 226H133V225H132ZM136 226H138V225H136ZM136 226L134 227L135 229L137 228ZM159 226H160V225H159ZM167 226H164V227H167ZM204 226H205V225H204ZM22 227H23V226H22ZM22 227H21V228H22ZM26 227H27V226H26ZM28 227H30V224H29ZM28 227H27V228H28ZM40 227H41V226H39V228H40ZM85 227H87V226H85ZM95 227H97V226H95ZM103 227H104V225H103ZM115 227H116V226H115ZM145 227H148V225H146ZM162 227H163V226H162ZM224 227H225V226H224ZM250 227H251V226H250ZM250 227H249V228H250ZM252 227H253V226H252ZM258 227H259V226H258ZM262 227H263V226H262ZM31 228H32V227H31ZM41 228H42V227H41ZM65 228H66V227H65ZM81 228H82V227H81ZM111 228H113V227H111ZM128 228H131V226H130V227L128 226ZM148 228H149V227H148ZM153 228H154V227H153ZM169 228H170V227H169ZM172 228H173V227H172ZM206 228H207V227H206ZM226 228H227V227H226ZM245 228H246V225H245ZM256 228H257V226H256ZM256 228H255V229H256ZM0 229H1V228H0ZM8 229H9V228H8ZM19 229H20V228H19ZM32 229H33V228H32ZM56 229H57V228H56ZM58 229L60 230V226L58 227ZM63 229H64V228H63ZM63 229H62V230H63ZM85 229H86V228H85ZM88 229H89V228H88ZM90 229H91V230H94V229H92V228H90ZM90 229H89V230H90ZM96 229H97V228H96ZM109 229H110V228H109ZM119 229H120V228H119ZM132 229H133V228H132ZM138 229H139V228H138ZM145 229H146V228H145ZM151 229H152V227H151ZM163 229L166 230L165 228H163ZM163 229L160 230V231H163ZM175 229H176V227H175ZM195 229H196V228H195ZM200 229H201V228H200ZM203 229H204V228H203ZM203 229H201V230L203 231ZM242 229H243V228H242ZM251 229H252V228H251ZM253 229H254V228H253ZM258 229H259V228H258ZM1 230H2V229H1ZM9 230H10V229H9ZM9 230H8V231H9ZM13 230H12V231H13ZM22 230H23V229H22ZM22 230H19V231H22ZM28 230H29V231H27V233H29L31 229L28 228ZM40 230H42V229H40ZM65 230H66V229H65ZM65 230H64V231H65ZM69 230H71V229H69ZM103 230H104V229H103ZM120 230H121V229H120ZM129 230H130V229H129ZM139 230L141 231V229H139ZM153 230H155V229H153ZM196 230H197V229H196ZM196 230H195V231H196ZM208 230H209V229H208ZM224 230H225V229H224ZM260 230H261V229H260ZM24 231H25V232H23V231H22V232H23V233H26V229H25ZM31 231H32V230H31ZM53 231H54V230H53ZM64 231H63V232H64ZM84 231H85V230H84ZM97 231H98V232L101 231L100 227H99V230H97ZM97 231H96V232H97ZM155 231H156V230H155ZM158 231H159V230H158ZM177 231H178V230H177ZM209 231H210V230H209ZM211 231H212V230H211ZM240 231H241V230H240ZM249 231H251V230H249ZM263 231H264V229H263ZM0 232H1V231H0ZM5 232H6V231H5ZM5 232L3 231V233H5ZM17 232H18V231H17ZM69 232H70V231H69ZM85 232H86V231H85ZM91 232H92V231H91ZM94 232H95V230H94ZM98 232H97V233H98ZM103 232H104V231H103ZM121 232H122V231H121ZM123 232H124V231H123ZM164 232H165V231H164ZM170 232H171V231H170ZM180 232H181V231H180ZM196 232H197V231H196ZM235 232H236V231H235ZM252 232H253V234H254V231H252ZM255 232H256V231H255ZM23 233H22V234H23ZM32 233H33V231H32ZM32 233H30L29 235H31ZM34 233H35V232H34ZM46 233H49V231H46ZM61 233H62V232H61ZM64 233H65V232H64ZM64 233H63V234H64ZM67 233H68V231H67ZM92 233H93V232H92ZM100 233H101V232H100ZM119 233H120V232H119ZM168 233H169V232H168ZM202 233H203V232H202ZM247 233H248V231H247ZM258 233H259V231H258ZM1 234H2V233H1ZM6 234L11 235V234L8 233V232H6ZM6 234H5V235H6ZM19 234H21V233H19ZM39 234H40V233H39ZM43 234H45V233L43 232ZM50 234H51V232H50ZM68 234H69V233H68ZM70 234H71V233H70ZM70 234H69V235H70ZM117 234H118V232H117ZM123 234H124V233H123ZM155 234H157V233H155ZM164 234L166 235L167 233H164ZM169 234H171V233H169ZM175 234L177 235V233H175ZM224 234H225V232H224ZM224 234H222L223 237L225 236ZM232 234H233V233H232ZM255 234H256V233H255ZM5 235H4V236H5ZM15 235H17V234L15 233ZM23 235H24V234H23ZM23 235H22V236H23ZM26 235H28V234H26ZM33 235H34V234H33ZM60 235H61V234H59V236H60ZM71 235H72V234H71ZM94 235H95V234H94ZM97 235H98V234H96V236H97ZM120 235H121V234H120ZM127 235H129V234H127ZM132 235H133V234H132ZM165 235H164V236H165ZM173 235H174V234H173ZM194 235H195V234H194ZM220 235H221V234H220ZM226 235H227V233H226ZM234 235H235V234H234ZM251 235H252V234H251ZM251 235H250V236H251ZM262 235H263V234H262ZM0 236H1V235H0ZM6 236H7V235H6ZM6 236H5L4 243H5L6 238H7ZM13 236H14V235H13ZM35 236H36V235H35ZM37 236H38V238H40V237H39L40 235H37ZM42 236H43V235H42ZM42 236H41L40 239L45 238L44 236H43V237H42ZM76 236H77V234H76ZM76 236H75V237H76ZM115 236L117 237V235H115ZM115 236H114V238H115ZM155 236H156V235H155ZM170 236H171V235H170ZM188 236L191 237L190 235H188ZM217 236H218V234H217ZM255 236H256V235H255ZM14 237H15V236H14ZM49 237H50V236H49ZM54 237H55V236H54ZM54 237H53V238H54ZM62 237H63V236H62ZM72 237H74V236H72ZM75 237H74V238H75ZM118 237H119V236H118ZM129 237H130V236H129ZM151 237H152V236H151ZM172 237H173V236H171V238H172ZM174 237H175V236H174ZM178 237H179V239H180L181 237L183 238V236H181V237L178 236ZM178 237H177V238H178ZM227 237H230V236L227 235ZM256 237H257V236H256ZM263 237H264V236H263ZM263 237H262V238H263ZM12 238H13V237H12ZM26 238H28V236H27ZM30 238H31V236H30ZM36 238H37V237H36ZM88 238H89V237H88ZM99 238H100V237H99ZM133 238H134V237H133ZM156 238H158V237H156ZM156 238H155V239H156ZM168 238H169V235H168ZM177 238H176V239H177ZM220 238H221V237H220ZM225 238H226V237H225ZM232 238H235V237H232ZM252 238H253V237H252ZM258 238L260 239V237H258ZM0 239H3V235H2V237H1ZM7 239H8V238H7ZM9 239H11V238H9ZM13 239H14V238H13ZM19 239L21 240L20 237H19ZM24 239H25V236H24ZM34 239H35V238H34ZM34 239H33V242L35 241ZM49 239H50V238H49ZM69 239H70V238H69ZM72 239H73V238H72ZM72 239H71V241H72ZM90 239H91V237H90ZM112 239H113V238H112ZM121 239H122V238H121ZM123 239H126V238L123 237ZM123 239H122V240H123ZM131 239H132V238H131ZM138 239H139V238H138ZM152 239H153V238H152ZM152 239H151V240H152ZM183 239H184V238H183ZM247 239H248V234H247ZM253 239H254V238H253ZM30 240H31V239H30ZM30 240H29V241H30ZM37 240H39V239H37ZM37 240H36V242H37ZM43 240H44V239H43ZM55 240H56V239H54V242H55ZM92 240H93V239H92ZM118 240H119V239H118ZM141 240H143V239H141ZM223 240H224V239H223ZM223 240H222V241H223ZM227 240H228V239H227ZM229 240H230V238H229ZM231 240H232V239H231ZM235 240H236V238L234 239V241H235ZM255 240H256V239H255ZM255 240H254V243H255ZM261 240H262V239H261ZM39 241H40V243H41V240H39ZM44 241H45V240H44ZM50 241H51V239H50ZM50 241L48 240V241H45V242L47 243V242H50ZM66 241H67V240H66ZM74 241H76V240H74ZM74 241H73V242H74ZM101 241H102V240H101ZM126 241H127V240H126ZM136 241H137V240H135V243H136ZM145 241H146V239L144 240V242H145ZM152 241H154V240H152ZM172 241H174V243L177 242V241L175 242L174 239H172ZM219 241H220V240H218V242H219ZM236 241H237V240H236ZM245 241H246V240H245ZM251 241H252V240H251ZM256 241H257V240H256ZM15 242H17V241H15ZM18 242H19V240H18ZM18 242H17V243H18ZM21 242H22V241H21ZM23 242H24V240H23ZM25 242H26V241H25ZM56 242H57V241H56ZM116 242H117V240H116ZM118 242H120V241H118ZM130 242H131V241H130ZM130 242L128 241L126 244H128V243H130ZM147 242H149V240H147ZM154 242L158 243L159 241H158V242H157V241H154ZM162 242H163V240H162ZM167 242H168V241H167ZM194 242H195V241H194ZM211 242H212V241H211ZM220 242H221V241H220ZM224 242H225V241H224ZM249 242H250V241H249ZM258 242H259V241H258ZM258 242H256V243H257L256 245L259 247L260 245H258ZM1 243L3 244V242H1ZM6 243H7V242H6ZM6 243H5V244H6ZM26 243H27V242H26ZM29 243H30V242H29ZM68 243H69V242H68ZM78 243H80V242H78V240H77V246H79ZM133 243H134V242H133ZM156 243H155V244H156ZM182 243H183V240H182ZM182 243H181V244H182ZM197 243H198V242H197ZM202 243H203V242H202ZM202 243H201V244H202ZM212 243H213V242H212ZM229 243H230V242H229ZM234 243H236V242H234ZM260 243H261V242H260ZM5 244H3V247L5 246ZM8 244L10 245L9 242H8ZM15 244H16V243H15ZM15 244L12 243V245H14V246H15ZM37 244H38V243H37ZM70 244H71V242H70ZM74 244H75V243H74ZM100 244H101V243H100ZM116 244H118V243H116ZM153 244H154V243H153ZM160 244L162 245V243H160ZM177 244H178V243H176L175 245H177ZM181 244H180V245H181ZM192 244H193V243H192ZM195 244H196V243H195ZM198 244H199V243H198ZM218 244H219V243H218ZM222 244H223V243H222ZM222 244L220 243L219 245H222ZM244 244H245V243H244ZM0 245H1V244H0ZM17 245H18V244H17ZM17 245H16V246H17ZM20 245H21V244H20ZM23 245H24V244H23ZM51 245H52V244H51ZM54 245H55V243H54ZM67 245H68V244H67ZM87 245H90V244L87 243ZM104 245H110V244H106V243L104 242ZM113 245H114V244H113ZM122 245H123V243H122ZM131 245H132V244H131ZM131 245H130V246H131ZM145 245H147V243H146ZM172 245H173V243H172ZM178 245H179V244H178ZM178 245H177V246H178ZM180 245H179V246H180ZM184 245H185V244H184ZM219 245H218V246H219ZM225 245H226V248H227L228 244H225ZM230 245H231V244H230ZM1 246H2V245H1ZM6 246H7V245H6ZM16 246H15V247H16ZM18 246H19V245H18ZM27 246H28V244H27ZM41 246H42V245H41ZM70 246H71V245H70ZM81 246H82V245H81ZM96 246H97V245H96ZM134 246H135V245H133V247H134ZM147 246H148V245H147ZM173 246H174V245H173ZM192 246H193V245H192ZM192 246H191V247H192ZM197 246H198V245H197ZM210 246H211V245H210ZM240 246H241V245H240ZM245 246H247V244L244 245V247H245ZM253 246H255V245H253ZM10 247H11V246H10ZM43 247H44V244H43ZM57 247H58V246H57ZM68 247H69V246H68ZM74 247H75V246H74ZM101 247H102V246H101ZM107 247H109V246H106V248H107ZM116 247H120V245H119V246L116 245ZM148 247H149V246H148ZM148 247H147V248H148ZM161 247H162V246H161ZM161 247H160V248H161ZM170 247H171V246H170ZM181 247H182V246H181ZM185 247H186V246H185ZM220 247H222V246H220ZM20 248H21V247H20ZM24 248H25V247H24ZM24 248H23V249H24ZM27 248H28V247H27ZM29 248H30V247H29ZM55 248H56V247H55ZM65 248H67V247H65ZM70 248L73 249L72 247H70ZM78 248H80V246H79ZM78 248H76V249L74 248V249L77 250ZM112 248H113V247H112ZM129 248H130V247H129ZM134 248L136 249V247H134ZM134 248H133L132 251H134ZM138 248H139V246H138ZM150 248H151V247H150ZM152 248H153V247H152ZM156 248H157V247H156ZM167 248H168V247H167ZM167 248H166V249H167ZM188 248H189V247H188ZM188 248H186V249H188ZM229 248H230V247H229ZM232 248H234V247H232ZM239 248H240V247H239ZM241 248H242V247H241ZM261 248H262V247H260V249H261ZM5 249H6V248H5ZM51 249H52V247H51ZM58 249H59V247H58ZM60 249H61V248H60ZM82 249H83V248H82ZM97 249H98V248H97ZM118 249H119V248H118ZM186 249H185V250H186ZM191 249H192V248H191ZM224 249H225V248H224ZM234 249H236V248H234ZM242 249H243V248H242ZM242 249H241V250H242ZM252 249H253V248H252ZM254 249H255V248H254ZM257 249H258V251H259V248H257ZM0 250H1V247H0ZM9 250H10V251H9V252H10V255H9V254H8V255H9V256H12V255L14 254V252H13V254H11V253H12V250H11L10 248H9ZM21 250H22V249H21ZM24 250H25V249H24ZM31 250H32V249H31ZM78 250H79V249H78ZM151 250H152V249H151ZM154 250H155V249H154ZM161 250H162V249H161ZM167 250H168V249H167ZM188 250H189V249H188ZM188 250H187V251H188ZM230 250H232V249H229V251H230ZM236 250H237V249H236ZM245 250H246V248H245ZM247 250H248V249H247ZM2 251H5V250L2 249ZM2 251H1V253H2ZM17 251H18V250H17ZM26 251H27V250H26ZM26 251H24V252H26ZM39 251H40V250H39ZM39 251H38V252H39ZM62 251H63V250H62ZM68 251H70V250H68ZM72 251H74V250H72ZM82 251H83V250H82ZM87 251H88V250H87ZM129 251H130V250H129ZM210 251H212V250L210 249ZM222 251H223V250H222ZM250 251H251V250H250ZM255 251H256V250H255ZM261 251H262V249H261ZM20 252H21V251H20ZM46 252H48V251H46ZM65 252H66V251H65ZM75 252H77V251H75ZM85 252H86V250H85ZM85 252H84V254H85ZM96 252H97V251H96ZM107 252H108V250H107ZM119 252H120V251H119ZM130 252H131V251H130ZM143 252L145 253V251H143ZM150 252H152V251H150V249H149V252H148V253H150ZM154 252H155V251H154ZM154 252H153V253H154ZM160 252H161V251H160ZM162 252H163V250H162ZM162 252H161V253H162ZM164 252H165V250H164ZM185 252H186V251H185ZM190 252H191V251H190ZM192 252H193V251H192ZM194 252H195V251H194ZM206 252H207V251H206ZM214 252H215V250H214ZM226 252H227V250H226ZM256 252H257V251H256ZM1 253H0V254H1ZM4 253H6V251H5ZM7 253H8V252H7ZM7 253H6V254H7ZM15 253H16V252H15ZM21 253H22V252H21ZM33 253H34V252H33ZM63 253H64V252H62L61 254H63ZM70 253H71V252H70ZM78 253H79V252H78ZM78 253H77V254H78ZM88 253H89V252H88ZM99 253H100V252H99ZM102 253H103V251H102ZM128 253H129V252H128ZM128 253H127V255H129ZM131 253H132V252H131ZM135 253H136V252H135ZM148 253H146V254H148ZM153 253H152V254H153ZM168 253H169V252H168ZM173 253H174V251H173ZM234 253H237V252L234 251ZM246 253H247V252H246ZM17 254H19V253H17ZM27 254H30V253H27ZM34 254H35V253H34ZM34 254H33V256L31 255V257L34 258ZM56 254H57V253H56ZM67 254H68V252H67ZM77 254H76V255H77ZM80 254H82V253L80 252ZM80 254H78V256H79ZM132 254H134V253H132ZM141 254H142V253H141ZM158 254H159V253H158ZM171 254H172V253H171ZM175 254H176V253H175ZM192 254H193V253H192ZM192 254H191V255H192ZM202 254H204V253H202ZM211 254H212V253H211ZM221 254H222V253H221ZM226 254H227V253H226ZM231 254L233 255V250H232ZM8 255H7V257H3L4 260L8 259ZM20 255H21V254H20ZM23 255H24V254H23ZM72 255H73V254H72ZM82 255H83V254H82ZM100 255H101V254H100ZM180 255H181V254H180ZM228 255H230V254H228ZM237 255H238V254H237ZM246 255H247V254H246ZM252 255H253V253H252ZM262 255H263V254H262ZM0 256H1V255H0ZM18 256H19V255H18ZM24 256H26V254H25ZM35 256H36V255H35ZM61 256H63V255H61ZM90 256H92V255H90ZM102 256H103V255H102ZM129 256H130V258H131L132 255L130 254ZM139 256H140V255H139ZM145 256H146V255H145ZM150 256H152V255L150 254ZM172 256H173V255H172ZM172 256H168V257H172ZM194 256H195V255H194ZM203 256H204V255H203ZM214 256H215V254H214ZM222 256L224 257V255H222ZM226 256H227V255H226ZM233 256H234V255H233ZM256 256H257V255H256ZM256 256H255V257H256ZM263 256H264V255H263ZM43 257H44V256H43ZM57 257L59 258V256H57ZM64 257H67V256L65 255V253H64ZM72 257H73V256H72ZM74 257H75V256H74ZM82 257H83V256H82ZM82 257H81V258H82ZM93 257H94V256H93ZM98 257H99V255L97 256V258H98ZM100 257H101V256H100ZM104 257H105V256H104ZM136 257H137V255H136ZM136 257H134V258H135V261H136V259H137ZM146 257H147V256H146ZM159 257H161V256L159 255ZM168 257H166V258H168ZM173 257H174V256H173ZM176 257H178V256H176ZM204 257H206V256H204ZM218 257H219V255H218ZM228 257H229V256H228ZM242 257H243V256H242ZM244 257H246V256H244ZM244 257H243V258H244ZM258 257L260 258L259 255H258ZM0 258H2V257H0ZM3 258H2V259H3ZM5 258H6V259H5ZM10 258H11V257H10ZM12 258H13V256H12ZM12 258H11V261H14V260H12ZM21 258H22V257H21ZM33 258H31V259H33ZM40 258H41V257H40ZM40 258H39V257H36V259H39V260H40ZM61 258H62V257H61ZM76 258H77V257H76ZM140 258H141V257H140ZM163 258H165V257H163ZM185 258H186V257H185ZM187 258H188V257H187ZM202 258H203V257H202ZM202 258L199 257L198 260H199V259H202ZM229 258H231V257H229ZM235 258H237V257H235ZM247 258L250 259V256H249V257L247 256ZM252 258H254V257H252ZM259 258L256 257V258H255V261H256V259H257V260H260ZM261 258H262V257H261ZM263 258H264V257H263ZM263 258H262V259H263ZM16 259H17V258H16ZM16 259H15V260H16ZM19 259H20V258H19ZM29 259H30V258H29ZM29 259H28V256H27V261H28ZM83 259H85V258H82V262H83ZM105 259H106V258L102 259V261L105 260ZM149 259H150V258H149ZM153 259H154V258H153ZM177 259H179V257H178ZM191 259H193V258H190V261H191ZM262 259L260 260V262L263 261ZM25 260H26V259L24 258V261H25ZM33 260H35V259H33ZM59 260H60V258H59ZM67 260H68V258H67ZM72 260H73V259H72ZM106 260H108V259H106ZM132 260H133V259H132ZM140 260H142V258H141ZM145 260H146V259H145ZM151 260H152V259H151ZM161 260H162V258L160 259V261H161ZM193 260H194V259H193ZM202 260H203V259H202ZM202 260H199V262L202 261ZM212 260H214V259H212ZM215 260H216V259H215ZM218 260H220V259H218ZM218 260H217V261H218ZM231 260L233 261V258H231ZM242 260H244V259H242ZM247 260H248V259H247ZM247 260H246V262H248ZM0 261H1V260H0ZM16 261H17V260H16ZM19 261H20V260H19ZM36 261H37V260H36ZM40 261H41V260H40ZM40 261H39V262H40ZM70 261H71V260H70ZM78 261H79V260H78ZM94 261H95V260H94ZM99 261H101V258H100ZM138 261H139V259H138ZM142 261H143V260H142ZM147 261H150V260H147ZM153 261H154V260H153ZM166 261H167V260H166ZM173 261H174V260H173ZM190 261H189V262H190ZM237 261H238V259H237ZM4 262H5V261H4ZM25 262H26V261H25ZM34 262H35V261H33V263H34ZM45 262H46L47 264H51V263L53 262V258L51 257V258L45 260L44 263H45ZM59 262H60V261H59ZM66 262H68V261H66ZM71 262H73V261H71ZM80 262H81V259H80ZM82 262H81V264H82ZM88 262H89V261H88ZM108 262H109V261H108ZM130 262H131V261H130ZM130 262H129L128 264H130ZM133 262H134V261H133ZM133 262H132V263H133ZM163 262H165V260H164ZM167 262L169 263L170 261L168 260ZM179 262H180V261H179ZM185 262H186V261H185ZM195 262H196V261H195ZM203 262H204V260H203ZM220 262H221V260H220ZM242 262H243V261H242ZM246 262L244 261L245 264H246ZM263 262H264V261H263ZM2 263H3V261L1 262V264H2ZM6 263H7V262H6ZM6 263H5V264H6ZM13 263H14V262H13ZM16 263H18V261H17ZM36 263H38V262H36ZM44 263H43V264H44ZM76 263H77V262H76ZM90 263L95 264V263H93L92 261L89 262V264H90ZM96 263H97V261H96ZM143 263H144V262H143ZM145 263H146V262H145ZM168 263H167V264H168ZM181 263H182V261H181ZM183 263H184V262H183ZM221 263H222V262H221ZM224 263H225V262H224ZM228 263H229V261H228ZM233 263H234V261H233ZM235 263H236V262H235ZM240 263H241V262L238 261V264H240ZM249 263H250V262H249ZM7 264H8V263H7ZM9 264H11V263L9 262ZM19 264H20V262H19ZM25 264H26V263H25ZM41 264H42V263H41ZM62 264H64V263H62ZM71 264H74V262L71 263ZM77 264H78V263H77ZM102 264H104V263H102ZM105 264H106V261H105ZM122 264H123V261H122ZM133 264H134V263H133ZM136 264H137V263H136ZM148 264H149V263H148ZM164 264H165V263H164ZM186 264H188V263L186 262ZM207 264H208V263H207ZM209 264H210V263H209ZM222 264H223V263H222ZM226 264H227V263H226ZM230 264H232V263H230ZM241 264H242V263H241ZM247 264H248V263H247ZM250 264H251V263H250Z\"/></svg>",
	"mask_w": 264,
	"mask_h": 264
}]
</instances>
